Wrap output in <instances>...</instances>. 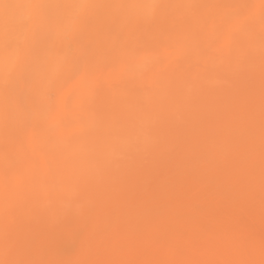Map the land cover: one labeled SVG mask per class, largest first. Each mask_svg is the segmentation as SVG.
Returning a JSON list of instances; mask_svg holds the SVG:
<instances>
[{
	"label": "bare ground",
	"instance_id": "obj_1",
	"mask_svg": "<svg viewBox=\"0 0 264 264\" xmlns=\"http://www.w3.org/2000/svg\"><path fill=\"white\" fill-rule=\"evenodd\" d=\"M46 1H50L52 3L50 4L49 2L47 3ZM44 2H46V3H44ZM150 3H158V4L165 5L166 7L161 9L155 18L143 19V17L150 15V10L146 9V8H138L135 6L136 5H142V4H150ZM5 4L12 5L13 7H10L7 9L0 7V55L3 57V58H0V64H1L0 65V77L2 74H4V72L6 73V71L3 70L2 66H6V64H8V63H15L16 62L14 69H12V68L10 69V67H12V66H6L5 70L7 69V73H6L7 76H9L8 71H9L10 75L13 76L14 79H12V81H11L12 84L15 83V84H17V87H18V83L20 81L15 82V80L17 81V80L23 79L21 74L26 71L25 70V69H27L26 67H29V69H30V66L32 68V64L35 63V64H33V66L36 65L38 68L35 71L37 72V71H40V69H41V71L44 73H46L49 70V68L51 67V70H49L47 72L48 74L46 73L48 76L46 74L42 75L41 74L42 72H39L40 73L39 75L44 76L43 78L41 77V79L43 81L41 79L39 80V78H40L39 75H38V77H39L38 78L37 74L33 70L34 68L32 69L33 72L36 74L32 78H34L36 76L38 79L36 77H35L36 80L31 79V80H34V82H31L30 84L34 83L35 85L34 84L33 85L28 84L31 87L26 86L27 88H25L28 90V88L30 87V91L29 90L26 91V93L28 95H30L29 99L30 98L32 99V97L35 99L37 96V98L35 100H37V99L38 100L37 101L34 100L36 103H38L37 106L38 105L41 106V104H42L41 102L42 101L44 102L45 100H47L48 102L46 101V103L47 104L49 103L48 109L53 110V112H54L56 109H53V108H55L57 106L56 104H58V106H57L58 109H60L59 107L61 106V102L57 103V101H58L57 99H59L58 95L62 94L59 92L64 91L63 93H65V91H66L65 87H67V89H68L67 83H68V81H70V85L72 86V83H74L76 87H74V84H73L72 88L69 86V91H66V92H69V94L66 93L67 96H66V94H64L66 96V98L65 99L60 98L59 100L60 101L63 100L62 103L64 101H66V103L65 102L63 103L64 105H67V106L71 105V107L74 106L75 108H77L76 106H78L79 103H77V102H75V104L74 103L70 104V103L73 102L74 99L77 97V96H75V95H77L76 92L78 93V91H79V93H83L85 91V88H84V90H82L83 89L82 83H84V84L86 83L87 85H91V83L93 84L96 81V79L101 75V74L99 75L98 73H96L95 69H97V67L95 68L94 65L99 66L100 62L105 64L106 61H104L103 58L105 57V59H106L109 57L108 60L111 59L114 55H112L113 53H111V55H110L109 52L114 51V53H115V51H116V53L117 52L118 53L115 54L116 55L115 57H117L118 54L119 55L123 54L122 56L124 58H122L123 60H121V61L124 63L125 67L119 69V71H121V74L119 71H118V73H119L118 74L117 70L116 71L115 70L114 71L108 70V71H111L112 73L115 72L114 74H116L117 76L116 75H113V76L115 78L117 77V79L119 78L118 79L119 81L118 80L116 81L115 79H113L114 77L113 78L111 77L112 76L111 72L108 73L107 70H105V69L102 70V74H103V71H107V75L104 74L106 76V78L105 79L103 78L104 80L102 79V82L108 83L109 81H111V79H113L114 80L113 82L116 81L115 83H117L115 85L112 83L110 85L111 89L107 88L108 90H111V91H108L106 89V94L108 93V95H107L108 100L106 99L107 103L105 102L102 105V109L105 110V111L103 110L104 115H105L106 111H107L106 114L108 117L114 116V115H122V116L127 115V113L130 110L132 111V113L135 111L137 113H138V111L141 112V113H138V115L135 114L134 116H133V114H131L130 116L128 115L130 118H128V116H127L126 120L128 118L127 121L130 124L129 125L130 128L132 130L134 129L133 131L136 132L135 136L139 134V137H140L139 140L145 142L146 147H143L141 149V146H142L141 142L139 140H138L139 141L138 142L137 140L133 139L134 142H132V143L133 144L135 143V145L132 144L133 145L132 147L135 146L133 148L134 149L133 152L129 151L130 148L122 146V151L119 150V152L116 151L114 153H116V155H117L118 153L121 152L119 155L122 154L124 157H126V155L123 154L124 153L123 150L125 149L124 150V151H126L125 154L127 152H129V153H132L131 154L132 156H133V154L135 155L134 159H131V158L128 159L131 155L128 156V158L127 157L125 158L127 160H125L124 158L121 159L122 155L117 159L116 157H114L115 154L112 153L113 152L112 151L111 154H114L113 159L117 160V161H115L116 163H114L113 159H112L113 162H111L112 161L111 160L112 155L110 154L111 158L109 160L108 159H106V160L107 161L111 160L110 161L111 163L107 162L106 160L104 162V158H102L103 164H101L102 162L101 163L99 162L101 158L96 160L95 157L97 158L98 155H94L95 151H96V154H98V152H97L98 149L93 146L94 141L93 140L90 141V140L92 139L91 136H93L94 134L97 136L100 132H102V131L104 132V130H108V127H103L104 126L103 124L98 125V123L96 122V121H98V119H96L94 117H90V118H94L95 123L93 121H90L89 118H86L87 120L84 119L83 120L84 122H82V123L81 122H79V124L75 123V126L73 125L74 129H72L73 126L71 124L70 126H72V127H69V129L71 128L70 130H72V132H75V135H73L75 137L77 136V134H80L81 136L83 135L82 137H85V136H86V138L89 137L90 139L88 138L89 141H87V142L89 143L88 145H91V146H88L86 144L87 145V147H86V145L82 143L83 142L82 138L81 139L77 138L79 144L78 143L77 144L71 143L69 141H67V142L64 141L62 144H60L59 142L55 143L57 140V137L56 138L53 137L54 139L51 137L53 139L52 140L51 138H48V135L50 133L48 134L47 132L49 130H51L52 126L54 127L56 124H59V121L64 122L63 121L64 115L62 116V118L59 116L64 114L66 109L64 108L63 111L60 109V111H62L61 114L57 113V111L60 112L58 109L55 111V113H53L52 111L50 112L48 110V113L50 112L51 114L50 113L49 114L52 117L57 116L56 119H58V117H59L60 120H57V122H54L53 120H51L52 117L50 116V118H49L48 114L46 113L47 108H45V107L47 105L45 107L41 106V107H44L46 109V111H45V114H40V113H42V112H40L41 109H37L35 102H33L34 105L32 104L30 106L34 109L33 110L34 112L36 109L38 111L37 114H35L33 112L36 115V116L35 115L34 116L36 118L38 116H40V118H42L41 120H43L44 118H46V115H47V119L45 120V122H43L44 124L40 125V126H43V128L42 127L39 128L40 130L37 129L34 131L33 125H32L33 128L31 127V125L26 127L25 120L27 118L25 120H22L24 117H26V113H24L25 112L24 109L27 107L28 110L30 109L29 110V112H30L32 110L31 107L30 106L28 107L26 105L30 101H33V100H31V99L29 100L27 98L28 96H26L27 100L25 99V97L24 98L20 97V95H22V94H20V95L18 94L16 96L13 94V96L15 98L19 96V98L25 99V101H24V100H18L16 98L18 101L17 102L16 99L12 98L13 96L11 95L12 93H14L13 88L15 85H12L10 83V81L7 79V78L11 79L10 78L11 76L7 77V76H5V74L3 76V77H7V78H5L6 82L9 81L8 83L10 85V88H9L7 86L8 85V83H7V85H5V86H7L6 89H8L9 91L13 90L11 92V94L7 90L9 92L8 95H10L12 100L13 99H15V100H13L14 102H12L13 105L10 104L12 100L7 95L6 89L4 90L6 92H3V90L0 91V92H2V97L7 98L6 100L5 99L4 100L6 102H8V103H6V106H4V100H3V102L2 101L0 102V103H2V104H0V106L2 105L0 107V114L1 113L3 114L2 115L3 117L0 116L2 119V120H0V121H2V122H0L1 123L0 126L4 127V128L1 127V129H4V131L0 130V131L4 132V133H1L2 135L3 134L4 135L2 137H0V139H1L0 141H2L3 139H6L7 142L6 143L4 142V144H5L4 146L6 147L7 145L10 144L12 147V148L10 147V150H12L13 148H15V150L11 151V153H10V150H9L10 145L7 146L8 148L6 147L7 149L4 147V149L1 150L2 152H0V158H1L0 160H2V161H0V166H2V167L4 166L5 168H7L6 165H8V162H7L8 160H6V159H5L6 161L4 160V158H6V157H2L4 155L3 152L5 150H9V152L8 151L5 152V154L10 153L9 155H7L8 157L14 156V160H16V162H17V160H19V165L17 164V167L15 168L16 170L18 169V167L21 166L22 161H23L22 165H24V166L26 164L25 162H28L29 164L30 163L32 164L33 162L36 163L35 165L33 163L34 167L36 168V165H37V168L42 171V170H44V168H43L44 165L45 166L49 165L50 167L52 165H55L56 164L54 161L55 158H57L59 161L58 157L61 154V153L59 154V152H62L63 154L64 153L65 154L70 153L68 156L66 155L67 156L66 162L68 165H70L69 166L70 168H68L70 170V172L68 170V172H69L68 176H70V177H67V175H66L67 178L66 177L65 178L66 179L70 178L71 183H75V181H78L79 178H83V176L89 175L88 177H85V178L90 177L89 180L87 181V184L89 186L92 185L93 187H95L100 183L99 186H97L96 188H100L99 190L103 191V198L104 199L102 198V200H100L101 203L99 202V203H97L96 206L94 205L92 207L93 208V217H94V218H90V224H92V225H90V228H88L89 226L87 227V225L83 226L87 229L82 228V229H85V230H83V232H80V230H78L79 232L76 231L77 234L75 233L73 236V238H74L73 243L75 244L74 247L76 246V248H75L74 253L72 254L73 257L69 256L71 259V260H69L70 264H98V263L99 264H101V263L102 264L103 263L104 264H132V263H134V264H164V260H166V259H167V262L165 261V264H169L170 262H172V264H173V262H174V264H185L188 261L187 259H189L188 262H190V260H191V263H192V260H195V262L198 263L201 261V257H199L200 253L197 251L198 257H196V255H195L196 259L197 258L200 259L199 261H198V259L196 261L194 256H191V255H194L197 253L194 250L195 246L192 247L190 242H188L189 240H187L188 238H191V237H193V241L198 240V242H199V241L205 240L204 243L212 241V238L214 237L213 238L214 241L210 242V244H215V241L219 240V241H216V244L220 245L219 248H221V246H222V249H225L226 252H225V250H223L224 253L221 255V257L215 255L217 258L215 256H213L216 252L215 253L212 252L213 254L211 257L212 258L214 257L213 259L215 261H216V259L220 260V261H216L217 264H242V262H246V261L252 262V264H261V261L264 260V251L261 250V248H259L255 244L253 245L252 243L251 244L246 243V242H253L252 239L242 240L240 238V236H241L240 230H239V232H238V230L234 231L235 234L233 233L234 236L232 235L233 237L231 236V238L221 236L222 235L221 232L225 227H227V226H225V224L227 223V220H229L226 218L227 214H225V211L223 209L224 205H222L225 202L233 204L235 206L234 208L236 209V211H238V212L245 211V212L249 213L250 215H256L258 213L257 209L262 208L264 210V208H263L264 207V72L263 73L261 72L260 76H258L256 73V70H259V69L264 70V52H262V51H264V49H262V48L255 49L257 46L253 47L254 46L253 44L249 45L251 48L250 49L249 46H247L250 43L246 42L247 44L245 43L244 46L246 49L248 48L247 50L250 49V51H252L253 49H255L253 52L250 53L255 57L252 60L248 57H246V58L243 57L244 55L242 56L241 53H239V56H242V57H240L241 61L242 60L243 61H242V66L240 68L241 71H238L239 69L237 70L233 66H232L233 68L230 66V64H229L230 62L228 61L229 56L226 57L224 54H222L221 57L227 58V60L225 58H224L225 59L224 60V59L220 58V53L213 54V51L215 53L216 50L212 51L209 48L212 55H214V57L211 55L213 58H210V59L214 60V61H212L213 63L211 62L212 64H214L213 67L215 69H217V70L219 69L221 71H219V74L209 76L208 79L204 80V83H206L208 87L206 88L207 90H203L202 92L195 91V88L196 89L201 88V87L204 88V86H206V84H204V86H203V83H202L201 87L200 86L196 87V85H198V83L197 84L194 83V80L196 81V79H194L195 78L194 76L197 75L196 78H199L202 76H199L197 74V72H196L197 70L194 67L190 68L189 66L193 60L191 58L192 56L190 55V52L193 54V56L200 54L199 55L200 59L199 60L197 59L195 61H199L198 63L201 62V65H200L202 67L201 70L204 69L203 72H206L205 70L209 65V63H208L209 60L207 59V56L210 57V55L207 51L208 48H204V47L199 48L200 44H198L197 41L200 40V42L203 43V45H205V44L207 45V43L209 41V37H210L208 35L210 34V32L212 34L211 35L212 37L210 39L212 40L215 31L219 32V30L222 29V31H220L219 33L216 32L218 36L216 35V38L214 39V41H211V42L209 41V43H208L209 45L211 43V46H212V44L214 43L213 44V46H215L214 48L217 49V48L221 47L222 52L224 51L225 48H227L225 50H228V49H232L234 47L232 45L235 44V41L231 42L234 37L233 38L230 37L231 38L230 39L229 38L230 35L226 34L225 28L222 27V28H219L218 30L217 29L215 30V28L219 27L216 23L218 21L219 17H216L218 19H214L215 16H218L217 15V12H218L217 9L220 10V8H223L224 10H227L226 11L227 16L231 15V14H229V12L231 13L233 11H237L239 13H242L244 15V17L253 18L252 20L256 22V23L254 22L256 30L259 31L258 36L261 35L259 37V39H261L262 36L264 35V34H260V33L264 32V0H31V1H29V0H0V5H5ZM32 4H43V5L49 4L50 7L52 6L49 9L53 8V10L55 12H56L55 9H57L58 7L62 8V6H63V8H64L65 6L67 7L69 5L87 4V5H92L93 7H90L88 9L84 10L83 19L80 21V23L76 27L75 31H72L73 29H71V27H72L71 24H69L67 22L68 21L67 17H69V14L67 12H68V10H70L69 7H68L69 9H67V10H65V8H64L65 16L62 15L63 13L57 15V17L59 15H61V17L63 16L64 19H63V17L62 18L58 17L59 18L58 23H57V19H55L56 22L55 23L53 22L55 24L54 25L52 22H50L51 24H48V22H46V21H48V17H49V15L46 16V13H47L46 10L47 9H44L46 11L45 12L44 10L40 11V10H36V9L26 7L27 5H32ZM177 4H178V6H175ZM248 4H250V6ZM172 5L175 6V8L177 9L176 11H175L174 7H172ZM170 7L172 8V10H170L171 9ZM177 7H179V9ZM71 9L72 10H70V11H73V13L69 11L70 13H72V14H70V16H75V15L78 16L81 14V11H82L81 9H78V8H71ZM74 9H76V10H74ZM139 9H141L142 11H140ZM53 10H51V12ZM60 10L62 12L63 9H60ZM60 10H59V12H60ZM178 10H180V11L177 12ZM42 11H44V12H42ZM173 11H174V14H173ZM55 12H52V13L55 14ZM27 13L29 15H25ZM49 13H50V11H49ZM66 13L68 15H66ZM138 13H141V14L138 15ZM35 14H36V16H35ZM40 14L42 15L43 18L40 16ZM177 14H178V16H177ZM183 14H184V16H183ZM210 14L212 17H214V18H211V20H210V21H212L214 19L212 21V22H214L212 24L213 26L211 25V22L207 23V21H209V19L211 17ZM22 15H24V17L28 16L29 18L31 16V18L29 19L27 17L28 20L26 18V21L23 20V22H22V20H21L23 17ZM174 15H175V17H174ZM185 15L186 16L188 15V17L184 18ZM179 16H180V18H179ZM36 17L38 18L37 20H36ZM45 17H46V20H45ZM65 17H66V19H65ZM49 18H51V17H49ZM172 18H175V20L174 19L172 20ZM9 19H11V20H9ZM60 19H62V20H60ZM12 20L15 21L16 25L18 23L17 20L18 21L20 20V22L18 23L19 26L17 25V27H19L18 29H20V25H22L24 23V21H25V23L26 22L29 23L28 26L25 24L24 27L26 28V26H27L26 29L23 28L26 30V32H25L26 37L24 38V36H23V39H26L25 41L33 43V44H30L29 46L27 45V47L25 48V46H26L25 43H27V42H24L21 39L22 34L19 33V35H21L19 37H21L20 39L22 41H19V39H17V37H15L17 32H15V30H14L15 24H13ZM41 20H42V22H41ZM52 21H54L53 18H52ZM118 21H119V23H118ZM186 21H188V22H186ZM60 22H62L61 23L62 25H60ZM65 23H67V24H65ZM215 23H216V25H215ZM119 24H120V26H119ZM33 25H35V27L37 26L36 29L38 28L39 25H41L44 28V29L40 28L41 26H39L38 31L42 32L40 34L36 30V32H38V33H36V35L39 34V36L42 34L43 35L45 34L47 36L50 34V33L49 34L46 33V32H50L49 28L54 27L53 29H56L58 27V29H60L61 31L58 29H56L57 31L55 30L56 32L54 30H52V31H54V34H55L54 40H56L57 43H53V42L51 43V41H53L52 40L53 39V35H52L53 32L49 35V36L52 35L51 36L52 39L50 37V40L49 39L48 40L45 39V40H47L51 43L50 44L49 42L46 41L47 42L46 45L48 43L50 46L52 44L54 46L57 45L58 47L55 46L54 48L55 49L58 48V50L59 49L60 50L59 51L58 50L53 51L54 48H52L53 47L52 46V47H50V49H53V50L49 51V49H47L44 51V49L49 47L48 45H47L48 47L45 45L46 47L44 49H42L44 54H42V55L39 54L40 56L38 58V54L33 53L34 49H32L33 47L35 48V50L37 49L35 47L37 45L35 43L37 39L32 34ZM52 25H53V27H52ZM67 25H68V27H67ZM116 25L119 26L116 29L117 31L119 30L118 32L122 31V29H120L121 25H122V28L125 30V33L124 34L122 33L123 36L120 34L121 32L118 33V32H116V30H115V33H118V35L113 33L114 27ZM46 26H48V28ZM17 27H15V29ZM22 27H23V25H22ZM64 27H66V28H64ZM212 27H213V29H212ZM69 29H70V33L68 34ZM80 30H82L83 32ZM44 31H46V32H44ZM62 31H65V32H62ZM207 31H209V32L207 33ZM223 31H224V34H226L225 40H223V38H224ZM27 32L29 34H27ZM76 32H79L81 34V36H82V33H83V36L85 33L86 34L89 33V34H87V35L85 34V37H82V39H83L82 40L80 38L81 37L80 34L76 33ZM21 33H24V32H21ZM56 33H58L60 36ZM73 34L79 35L78 37L80 38L79 39L80 42H79V40H77V36H74ZM57 35L61 38V40H60V38L59 39L55 38V37L58 38ZM31 36L33 37V39L35 41L34 40L30 41V40H32ZM49 36H48V38H49ZM73 36H74V38L76 37L75 39L78 42H75L74 39L68 40V38H71ZM138 36H140V37H138ZM43 38L41 39V41L42 40L44 41ZM167 38H168V40L172 39L171 41H174V42L172 43V45L171 44L167 45L168 44L167 43L166 48H162L163 43L166 42ZM14 39H15V41L18 40L20 42V44H21V42H23L25 44V46L22 43L23 45L21 46L22 47L21 48L20 46H18L19 44L18 45L14 44V45H12L13 48H12V46L11 47L9 46L7 49L6 43L10 42V40L13 42ZM27 39H30V40H27ZM227 39H230V40H228L229 44H227L228 42L225 43V46L227 45V47H225L223 42H226ZM72 40H74V42ZM41 41L37 40V43L42 45V43H39ZM12 42H10V43L13 44ZM19 42H16V43H19ZM126 42H130L131 44L134 42L137 43V49H138L137 51L140 52V54L138 52L139 57H140V61H139L140 64H138L139 62H134V63L130 62V60L128 58V55H129L128 49H130L131 47L128 46L129 48H127L126 50H125V48L123 49L124 45L126 46L129 44V43L126 44ZM44 43H45V41H44ZM58 43H61V44H58ZM83 43H84V45L86 44V47L90 44L89 45L90 48L84 49V46L82 45ZM222 43H223V45H222ZM117 44H118V47H117ZM194 44H197L199 46H196ZM32 45H34V46L31 47ZM7 46H8V44H7ZM96 46H98V47H96ZM169 46H171V48H169L170 51H168V53H167V50H169L167 47H169ZM18 47H20L21 50H18V52L16 53V50L18 49ZM28 47L30 48V50ZM59 47H61L62 49L65 50L64 55L65 56L67 55V57H68L67 59H65L66 57L64 58L62 56L63 55V53L61 52L62 49ZM222 47H223V49H222ZM4 48H6V49H4ZM38 48H39V46H38ZM80 48H82L80 51L82 53L78 52L80 50ZM92 49H94V51ZM163 49H165L166 51ZM85 50H87V52H91V50H92V53H90V54L85 53ZM96 50L98 53H96ZM99 50L105 51V53H107V54H105L104 52L103 53L99 52ZM204 50H206V51H204ZM23 51H25L26 54ZM38 51H39V49H38ZM66 51L68 54L66 53ZM125 51H126V53L127 52L128 53L126 54ZM150 51H151V53H150ZM160 51H161V53L166 52L167 55H169V52L171 54L172 53L175 54V55L173 54V60L168 59L171 63L169 61H166L167 63L164 62L165 59L168 58V56L167 57L164 56V54H161ZM83 52L85 53L83 59L84 58H86V60L92 59L94 61L97 59L95 64H93V66L91 65L92 63H90V65L92 67L91 66H89V67H91V68H88L85 65H89L88 63L91 62L92 60H87L88 62L86 61L87 63L85 64V62H83V59L80 58V55H83ZM153 52L155 54H152ZM202 52H203V55H202ZM206 53L208 55H206ZM3 54H4V56H6V55L7 56L4 57ZM15 54H17V55H15ZM29 54H30L31 58H32V56L34 57L33 54H35V56L38 60L34 58L36 62H32V60L34 61V59L32 58L31 61H29V59H30ZM45 54H47V55H45ZM88 54H89L90 58H87ZM95 54H98V55L100 54L99 56L103 55V57L102 56L99 57V59H100V62H98L99 65H97L98 64L97 63V61H98L97 56L98 55H95ZM8 55H9V57H8ZM21 55H23L22 57L24 58V60L26 58V60H25L26 64H23L24 60H22L23 58L21 57ZM27 55L29 58L24 57ZM154 55H156V56L161 55V56L152 59ZM43 56L46 58L48 57L49 59L54 56L53 58H56L57 61L52 58V60L50 59V61H52V62H50V61H48L49 60L48 58L46 59ZM75 56L76 57L78 56L79 59H78V57L76 59ZM18 57L19 58L21 57V60H20L21 62L18 61ZM69 57L71 60L75 59V62L77 61L78 63L71 64V63H73V60L69 61L68 60ZM164 57H166V58L164 59ZM62 58H64L65 60ZM169 58H171V57H169ZM215 58H217V59H215ZM243 58H245V59H243ZM125 59H127V60H125ZM150 59H152L153 61L152 60L150 61ZM1 60H3V62ZM45 60H46L47 65L50 64L51 66L49 65V68H48V66L46 67V63H45L44 64L45 68L43 67L44 68V70H43V68H42L43 64L41 62L44 63ZM216 60H218V62ZM22 61H23V63H22ZM132 61H134V60H132ZM154 61L155 62L159 61L158 63L160 64V66H162V65L164 66L165 64H166L165 66H168V67L171 66V68H172V69H170L171 72H172V70H173V72H176L177 70H181L182 76H179L181 79L178 77V79L180 81H178V79L175 77L176 74L175 73L173 74V72L172 73L169 72L168 73L169 76H168V75H166V71H165L164 74L166 77L164 75H161V74H163L164 70L167 69L168 67L162 66L159 68V64L157 63V65H156V63ZM215 61H216V63H214ZM4 62L6 64H4ZM57 62H60V63H57ZM66 62H68V63L63 66V64H65ZM81 62H82L83 68L81 67V65L76 66L78 64H81ZM51 63H53L54 65H52ZM28 64H31V65L29 66ZM83 64H85L84 66L88 69H85ZM149 64L151 66L153 65V67H151ZM206 64H207V66H206ZM74 65L76 66V69H78V70H79V67H81V71H82L81 74L83 76L84 75L88 76V78L86 76H85L86 78L83 77V78H85L84 80H83V78L82 79L79 78V76H77V75L78 74L81 75V74H80V71H78V70L77 71L79 73L78 74L76 73L77 77L76 76L74 77L73 76L74 70L72 71V68L75 69ZM68 66H71V69L68 68ZM62 67H63V69H62ZM150 67H151V70L155 71L154 74L152 73L153 71L150 72V70H149ZM46 68H48L47 71L45 70ZM156 68H157V70H155ZM162 68H163V70H162ZM90 69H91V71H90ZM92 69H94V70H92ZM193 69H195L196 71L195 70L192 71ZM64 70L69 71L70 72V73L68 72L69 75L73 74L72 76L71 75L69 76L67 71H65L67 73L66 75H68L67 77L73 78V80H71V79L66 80L68 78L66 77ZM85 70H87V71L89 70L88 71L89 74H83L85 72L87 73V71H85ZM100 70H101V67L99 66V69H98L99 73H101ZM160 70H162V73ZM60 71H62V72H60ZM158 71H159V74H158ZM49 72H50V74H49ZM58 72H60L61 74L64 73V75H61ZM90 72H91V74H92V72L97 74V75H92V76H94L93 82H90L91 81L90 79H92L90 76ZM147 72H148V74L146 75ZM149 72L152 74V76ZM55 74H56V77L54 76ZM59 74L61 76H60V78L59 77L57 78V75H59ZM122 74H123V79L120 78L122 76ZM155 74L158 75L157 78H156ZM64 76L66 77V79ZM89 76H90V78H89ZM3 77H1V78H3ZM28 77H29V75H28ZM28 77H26V79ZM62 77H63L62 81H64V82L61 83V82H59V80H61ZM107 77H108V79H107ZM110 77H111V79H110ZM55 78H57L59 80L55 81L56 80ZM76 78H79L82 81H80L79 79L76 80ZM5 79L3 78L2 82L0 80V82H1L0 88H2V89L4 87L3 84L5 82ZM29 79H30V77H29ZM49 79H52L53 81L49 80ZM120 79L123 80L122 83L120 82L121 81ZM31 80H29V81H31ZM37 80H38V82H37ZM65 80H66V85H65ZM191 80H193L192 82L195 85L191 82ZM54 81H55L57 87H56ZM75 81H76V83H75ZM23 82L24 81L20 82V84H19L21 87L19 86V88H18L19 92L18 93H22L23 91L20 92V88H22L25 84H27V83H25L22 86ZM46 82L48 83L47 85H46ZM77 82L80 84H78ZM118 82L121 83L120 85H122L121 86L122 88L119 87L120 85H118ZM196 82H198V80ZM201 82H203V80ZM62 84H64V85H62ZM77 84L82 88H80ZM61 85L64 87L62 88ZM1 86H3V87H1ZM11 86H13V87L11 88ZM32 86H33V88H32ZM40 86L42 88L44 86V88L42 89ZM58 86H60L61 88H58ZM112 86H116V87L118 86V87L116 89H112V88H115ZM34 87H36V88L34 89ZM48 87H49V90H48ZM77 88H80V90H77ZM55 89H57L58 91L57 90L55 91ZM61 89H62V91H61ZM43 90H44V92H43ZM47 90H48V92H47ZM37 92L39 94H37ZM26 93L25 94L23 93V94L27 95ZM47 93H49V94L47 95ZM74 93H75V95H73ZM51 94L53 96L55 95V97H57V98H55L57 101L55 99H53V96ZM56 94H58V95H56ZM40 95L45 96V98L47 96L48 97L46 99L42 97V99H44V100H41ZM64 95L62 94L61 97L63 96V98H64ZM85 96L87 98L89 96L88 93L86 95H84L83 97L85 98ZM83 97L82 98L80 97L81 101H83ZM48 98H50V99H48ZM80 98H79V100H80ZM9 99H10V101H9ZM39 100L41 102H38ZM71 100H73V101H71ZM19 101L20 102L24 101L25 103L26 102H28V103L27 104L24 103L23 108H22V105L17 104V103H19ZM81 101H79V102H81ZM30 103H32V102H30ZM80 106L81 105H79V107ZM41 107H38V108H41ZM141 107H143V109ZM144 107H145V109H144ZM7 108H8V110H7ZM9 108H11V109H9ZM17 108H19V109H17ZM20 108L23 109V111H21ZM27 108H26V110H27ZM139 108H141L142 111ZM4 110L6 111V113L8 112V114H9V111H11L10 113L12 115L14 114V111H15V113L17 115H13L14 117L18 116V114L20 115L19 118L24 116V117L18 119L19 122L22 120V122H20V123H22V125L21 124H19V125L23 126L24 125L23 123H25V125H24L25 129L29 130L28 127L32 128L30 130L31 132L33 131L32 136H35L37 138V140H38V137H42V135L43 136L45 135L48 139H50L47 141V138L44 137L45 140L47 141V143L44 142L45 140L43 138L42 139V141L44 142V143L42 142L43 144L39 140L40 145H39V141H38L37 147L34 146V148H36L35 151H38L40 155H37V152H35L33 150L32 157H35L34 155H37L36 159L38 160V156H41L42 160L39 157L40 163H38L39 160L37 162V160L33 159L32 157L30 158V160L32 161V159H33L35 161L31 162L30 160H28L30 156H28L29 154H27V152L29 151V150H27V147H26L27 142H22V143H24V146H25L24 148L27 151L22 147L23 145L19 146V144L21 143V141L23 139H24V141H25V139H27L26 141H28V139L31 137L30 136L31 132H30L29 136L27 135L29 133L28 131H26V132H28V133H26L27 136H25V134L21 133V135L22 136L24 135L25 138L23 137L22 139H20L21 135L19 136V138L17 137V139L21 140L20 143H18L17 142L18 140L14 139V138L11 139V137H10L11 133L13 134L14 133L13 130H16V127L17 126L19 127V125L15 126V124L17 123V119H16L17 117L12 118L13 120L16 121L15 123H12L13 124L12 126L9 127L8 125H6L5 123H7V122H5V120L9 121L8 123H10V120L12 122V119L10 117L11 115H8V114L4 115V113H5ZM42 111H43V109H42ZM72 111H74V110H72ZM20 112H21V114H20ZM29 112L27 111V113H29ZM22 113L24 115H22ZM30 113L33 114L32 112H30ZM52 113H53V115H52ZM139 115H142L141 118H139L140 117ZM5 116H7L6 117L7 119L5 118ZM34 116L31 115L32 119L35 120V122H36V120L38 118L35 119ZM134 118H136V119H134ZM48 119L52 121L50 123L51 125H49L50 121ZM140 119H142V120H140ZM41 120H40V123H41ZM37 121H39V120H37ZM132 121L135 123L134 126H133ZM30 122H31V119L29 121V124H31ZM47 122H48V124H46ZM90 122H92V123H90ZM137 122H138V124H137ZM140 122H141V124H143L142 127L143 126H146V127L149 126L150 127L149 124H152L154 127H156V130L151 135L144 134V133H146V131L141 127ZM3 123L6 126H8V128H10V129H7L5 126H3L4 125ZM45 124H46V126L49 125L48 127H46L49 130L44 128ZM91 124H93V125H91ZM76 125H79L80 127L84 126V127H86V129H84L82 127L84 129L83 130L82 128H80L79 126H76ZM135 125H137L136 129H135V127H136ZM139 125H140V128H139ZM56 126H55V128H56ZM92 126L95 128V130H94V128L92 129ZM153 126H151V127H153ZM77 127L80 130L77 129ZM64 128L66 130L67 125ZM96 128H98V130ZM99 128H100V130H99ZM5 129L10 130V132L6 131ZM18 129H20V127ZM23 129L24 128L22 127L21 130L23 131ZM52 129H54V128H52ZM87 129H89L91 131L93 130V131L92 132L90 131V133H89L87 131ZM21 130H19L17 132L20 133ZM40 131H42L40 133L41 135L39 134ZM45 131H47V132H45ZM141 131H143V132H141ZM5 134L8 135L9 137H6ZM36 134L38 136H36ZM53 134L54 133H52V136H53ZM86 134H88V135H86ZM101 135H103V134H101ZM133 135H134V133H133ZM150 136L153 137L152 140H151ZM3 137H5V138H3ZM109 137L111 138V136H109ZM8 138H10V139H8ZM32 138L35 139V141H37L36 138H34V137H32ZM39 139H41V138H39ZM79 139L81 140V142L79 141ZM10 140H11V142H10ZM14 140H15V144L17 142L16 145H18L20 148L22 147L21 149L24 152L22 154L20 152V155L17 156L18 158L16 157V155L19 154V153H17V151H18L17 148H19V147L18 146H16V147L12 146V145H15V144H13ZM51 140L53 141V143ZM112 141L109 142L108 144H111ZM68 142H69V144H68ZM84 143H86V142H84ZM45 144H48V145H45ZM50 144H52V145H50ZM58 144H60V146ZM80 144L82 146L83 145H85V146L80 148V146H81ZM35 145H36V143H35ZM42 145H44V146H42ZM57 145L61 149L56 148ZM62 145H64V146L69 145V146L63 147ZM147 145H149V146L147 147ZM151 145L155 146V149H153ZM1 146H3V145H1ZM139 146H140V150H139ZM40 147H42V148H40ZM71 147H72V149H71ZM123 147H124V149H123ZM65 148H67V150H69V151L67 152ZM85 148L87 149V151H85L87 153H86V155L84 154V156L80 158L78 155ZM136 148H138V149H136ZM146 148H147V151H149L148 149H151V150L149 151V153L147 152V154H143L142 151H145ZM126 149H128V151ZM24 150L26 151V154L28 157L26 156ZM40 150L43 153L45 150H47V151H45L46 157L42 154V152ZM55 150H59V151L57 152ZM53 151L56 154H58L57 155L58 157H55L56 156L55 153H53L54 155L51 153ZM75 151L77 152V154ZM140 151L142 152L141 154L139 153ZM91 152H93V153L91 154ZM50 153L53 156L50 155ZM1 154H2V156H1ZM23 154H25V155H23ZM88 154H91V156ZM21 155L25 156L24 159H23V156L21 157ZM49 155L51 157H54L52 159L54 161L53 163H55V164L50 165L52 163V160H50ZM76 155H77V158H76ZM70 156H72V157H70ZM88 156H90L91 158L94 156V158H92V161L89 160L90 158H88ZM43 158H44V160H45V158L46 159L49 158L51 163L49 164L48 163L49 161H47L45 163ZM106 158H108V157H106ZM20 159H23V160L21 161ZM76 159H77V161H76ZM80 159H81V161H80ZM94 159L97 162H95V161L93 162ZM119 159H121L122 164H123V160L125 162L128 161L127 163L131 162L130 164H126L124 162V166L126 167V170H127L126 173L128 174L127 177H129V176L131 177V175H134V173H135V175L136 174H138V175H136V178H134V180H131V182L134 181V182H132V185H130L131 188L133 186L132 191H131V188L126 187V190L130 189V191L129 190L126 191L124 189L125 192L122 193V194H124L126 192H128V193L132 192V195L130 196V193L125 194V195H127V196L129 195V196H128V198L126 197L123 200H122V198H124L125 195H122L121 196L122 201L119 198L120 203H117L118 199H115V200H117V202H113L114 199H113V197L111 199V196L109 195V193H110L109 191H117V189L119 188V186H117L118 181L113 180V179H115L113 177H112L113 179L109 178V180H110L109 181L108 180V177H109L108 174L109 173L108 174L105 173L106 170H105V172L104 171L101 172V171L103 170V168L107 169V168H105L106 166H104L105 164L107 165V167L109 166V164H111V166L115 165L116 166L115 170H117V171H115V173L116 172L118 173V171L121 170V167H122V169H125L124 166H121ZM84 160H85V162H84ZM12 161H13V159H12ZM1 162H3V163H1ZM6 162H7V164H6ZM20 162H21V164H20ZM75 162H77L78 164ZM164 162L165 163L168 162L170 165L168 164V166H167ZM10 163H11V161H10ZM12 163H14V162H12ZM42 163H44V164H42ZM74 163L76 164V166L73 165ZM86 163H87V165H86ZM93 163L99 164V165L103 166V168L101 167V169L99 170L97 168H100V166L93 164ZM29 164L25 167L24 166H21V167L23 169L28 168ZM41 164H42V166H41ZM118 164H119V166H118ZM33 165H32V167H33ZM72 165L74 166L73 170H72ZM92 165H93V167H92ZM144 165H147V167H143ZM40 166L42 169H40ZM49 166H47L45 168H48ZM89 167H90L91 172H89L90 171L89 170L88 173H86L87 172L86 170H88L87 168H89ZM117 167L120 170H118ZM79 168H80V170H79ZM91 168H93V169H91ZM112 168H114V166H112L111 169ZM111 169H110V171L114 170V169H112V170ZM1 170H4V169H1ZM4 171H2V173H4ZM73 171H74V173H73ZM107 171H108V169H107ZM9 172H11V171H9ZM17 172H13V173L11 172L9 174H13L11 176H12V178H15V175ZM78 172H80L79 174H82L83 176L80 175V177H79ZM84 173H86V175ZM123 173H125V172H122L121 176ZM106 174H107V176H105ZM0 175H2V174L0 173ZM98 175H99V177H98ZM8 176H9V178H7V179L9 181L12 180L11 176L10 175H8ZM61 176H65V175L63 174ZM3 177H5V176H3ZM75 177L78 179H76ZM103 177L105 179L107 177V179L104 180ZM114 177H116V176H114ZM65 178L61 179L60 181L65 180ZM122 178H123V176H122ZM96 180H97V182H96ZM101 180L103 182H98ZM4 181H2V182H4ZM129 181L130 180H128V183L130 184ZM65 182L66 181H64V183ZM119 182H121L120 179H119ZM64 183H62L63 187H64ZM7 185H9V183L4 184V187ZM12 185H15L14 188L12 189L11 187L7 186L6 189L8 187L11 188L10 190H7V191H12V190L14 191L15 188H16L15 190H17V191L19 190L17 188L18 185H16L15 183H12ZM119 185H120V183H119ZM60 186L61 185H59L58 187L60 188ZM116 187H118V188L116 189ZM121 187H120V191L122 189ZM123 187H125V186H123ZM59 188H58V191H61L62 187L60 188V190H59ZM136 189H140L139 191H141L142 193L137 192L138 190H136ZM38 191H41V189L40 190L38 189ZM107 192H108V194H107ZM135 192H137V193H135ZM179 192H180V194H179ZM173 196H175V197H173ZM107 197H109V198L106 201L105 199ZM110 199L112 202H110ZM45 200L46 199H44V201L42 200V203L40 205H42L43 203H45L47 205L48 202H45ZM140 203H141V205H140ZM45 204H43V206L39 207V209L41 210V208L44 207ZM220 207H221V209H220ZM244 207L247 209H245ZM243 209H245V210H243ZM253 209H254V211H253ZM50 210H51V207H50ZM23 211L24 210L22 209L20 211V213ZM24 213H25V211H24ZM18 215L20 217L19 213H18ZM256 216H258V215H256ZM223 217L226 219L224 220ZM5 218L3 216L1 218L2 219L1 221L4 222V221L8 220L7 218L5 220ZM91 219H93L92 220L93 223H91ZM20 221L22 222L23 220L20 219ZM87 221H89V220H87ZM223 222H224V224H223ZM56 224H58V222ZM62 224H64V223H62ZM20 225L21 224H19V226ZM47 225L48 224H46V227H47ZM43 226H44V224H43ZM210 227H211V229H210ZM42 228H44V227H42ZM201 228H202V230H201ZM82 229H81V231H82ZM142 229L145 231H143ZM177 229L178 230L181 229V233H182L180 236L181 239L180 238L177 239L178 234H174V230H177ZM40 231H42V229ZM204 231H205V233H204ZM135 232L137 234H135ZM5 234H6V236H8L7 233H5ZM148 234H151V235L153 234L152 235L153 237L148 235ZM191 234H193V235H191ZM203 234L206 237H203L204 239L201 238L202 239L201 240L200 237L203 236ZM216 234H221V235L217 236ZM156 235H158V236H156ZM167 235H169V236H167ZM164 237H165V239H163ZM198 237H199V239H198ZM217 237L220 239H218ZM221 237H223V239ZM168 238H169V240H166ZM224 238H226V239H224ZM228 238H230V239H228ZM173 240H175V241H173ZM208 240H210V241H208ZM150 241H151V243H150ZM182 243H183V245L186 244L184 246V248L185 247L187 248V243H188V245H189L188 251L184 248H183V250L186 252L192 251L190 256L193 259H191V257L189 255L188 256L190 258H187L188 256H186L185 254L184 255L186 256L187 259L185 258V256L183 257V253H185V252L181 251V249H180L181 247H183ZM51 244H52V242H51ZM210 244H208V245H210ZM256 244H258V242ZM154 245H156V246H154ZM190 245L196 253H193L194 251L192 249H191V251H189ZM145 246H146V248H145ZM178 246L180 248L176 249ZM215 246L217 248H215ZM215 246H214V248L218 252L219 251L218 246L217 245H215ZM261 246L263 247V245H261ZM151 247H152V249H151ZM199 247H201V250H204L206 246H203L204 249L202 248V246H199ZM196 248H198V246ZM0 249H2V248H0ZM208 249H210V248H207V250ZM147 250L148 251L151 250L150 251L151 253L147 252ZM155 250H157L158 253L155 252ZM160 250L162 252H159ZM176 250L178 252H175ZM179 250H180V253L183 252L181 257H179V255H180ZM197 250L200 251L199 248ZM207 250H204L205 251L204 255L206 257H209L208 253L210 254L211 252H210V250H208V251ZM0 251L4 252V249L0 250ZM144 251L146 252V256H144V254H145ZM204 251H203V253H204ZM221 251L222 250L220 249V252ZM200 252H202V251H200ZM206 252H208L207 253L208 256L206 255ZM161 253H162V255H160ZM177 253H179V255H177ZM158 255H160V256H158ZM201 255L203 256L202 253L200 254V256ZM217 255H220V254H217ZM1 256H3V253H1ZM1 256H0V258H2ZM205 256H203L204 259L206 258ZM176 258H177V260H176ZM213 259H211V260H213ZM207 260H208V258H207ZM207 260L205 259V261H206V262H204L205 264L210 263V261H211L210 259H209L210 260L209 262ZM126 261L127 262L129 261V262L127 263ZM188 262H187V264H189ZM213 262L211 261L212 264L216 263V262L215 263H213ZM201 263L204 264L203 262H201ZM0 264H2V263L0 262ZM192 264H194V263H192Z\"/></svg>",
	"mask_w": 264,
	"mask_h": 264
},
{
	"label": "rangeland",
	"instance_id": "obj_2",
	"mask_svg": "<svg viewBox=\"0 0 264 264\" xmlns=\"http://www.w3.org/2000/svg\"><path fill=\"white\" fill-rule=\"evenodd\" d=\"M29 1H31V0H29ZM47 3L49 2L50 4L52 3V2H50V1H46ZM46 2H44V3H46ZM252 3V2H251ZM174 4V3H173ZM46 5H49V4H46ZM249 6H250V4H248ZM175 6H178V4L177 5H175ZM175 6L174 5H172V7H174V9H175V11L177 10L176 8H175ZM52 7V6H51ZM51 7H48V8H46L47 10V13H46V16H48L49 15V17H51V18H49L48 17V21H46V22H48V24H51L50 22H56L55 21V19H57V23H58V17H60V18H62L61 17V15H59L58 17H57V15L58 14H61V13H63L62 15H64L65 16V14H64V12H65V10H67V9H69L68 7H64L65 8V10H64V8H63V6H62V8H60V7H58L57 9H55L56 10V12L53 10V8L52 9H49V8H51ZM247 7V6H246ZM171 8V7H170ZM169 8V9H170ZM178 9H179V7H177ZM60 9H63L62 10V12H61V10ZM168 9V8H167ZM173 9V10H174ZM44 10V9H43ZM51 10H53L52 12H55V14L54 13H52L51 12ZM58 10V11H57ZM59 10H60V12H59ZM70 10H72L71 8H70ZM70 10H68V14H69V17H70V14H72L73 13V11H70ZM74 10H76V9H74ZM140 11H142L141 9H139ZM170 10H172V8L170 9ZM41 11V10H40ZM45 11V10H44ZM44 11H42V12H44ZM45 11V12H46ZM49 11H50V13H49ZM72 12V13H70V12ZM137 11V10H136ZM139 11V12H140ZM180 10H178L177 12H179ZM185 11V10H184ZM216 11V10H215ZM217 15L218 16H215V18L214 17H212L211 16V14H210V19H209V21H207V23L208 22H211V25L214 23V22H212L214 19H218V18H216V17H219V19H218V21L216 22L217 23V25L219 26L218 28H215V30L217 29H219V28H225V32H226V34H228V35H230L229 36V38L230 37H234L233 38V40L231 41V42H233V41H235V44L234 45H232V46H234L232 49H228V50H225V49H227V48H225V47H227V45L225 46V43H227V44H229V41L228 40H230V39H227L226 40V42H223L224 43V51L222 52V50H221V45L219 46L220 48H214L215 46H213V44H212V46H211V43H210V45L208 44L209 43V41L211 42V41H214V39L216 38V35H217V33L216 32H218V31H215V33H214V35H213V38H212V40L210 39L212 36V34H211V32H210V34L208 35V36H210L209 37V41H208V43H207V45L205 44V45H203V43H201L200 42V40L199 41H197L198 42V44H200V47L199 48H202V47H204V48H208V53H209V55H210V57H208L207 56V59L209 60L208 61V63H209V65H208V67L206 68V72H203V70H201V62L200 63H198L199 61H195V60H199L200 58V54L199 55H196V56H193V54L190 52V55L192 56H190L193 60H192V62H191V64H190V68L191 67H194L195 69H193L192 71H196L197 72V74L199 75V76H202V77H199V78H196V76H194L195 78L194 79H196V81L198 80V82H196L195 80H194V83L195 84H197L198 83V85H196V87L197 86H200L201 87V85H202V83H203V86H204V84H206V83H204V80L205 79H208V77L209 76H212V75H217V74H219V71H221V70H217V69H215L214 67H213V65L214 64H212L213 62L212 61H214V60H212V59H210V58H213L214 57V55H212V53L210 52V50H216V52L214 53V51H213V54H217V53H220V58H222V59H226L227 60V58L226 57H228V61L230 62L229 64H230V66L232 67H234L235 69H239L238 71H241L240 70V68H241V66H242V61H241V58L240 57H242L243 55V57H248V58H250V59H252L253 60V58L255 57V56H253L252 54H250L251 52H253L255 49H257V48H262V49H264V35L262 36V38L261 39H259V37L261 36H258V32L259 31H257L256 30V27H255V21H253L252 19L253 18H250V17H244V15L242 14V13H239V12H237V11H233V12H229V14H231V15H229V16H227V13H226V11L227 10H224L223 8H220V10H218L217 9ZM59 12V13H58ZM182 12V11H181ZM29 13V12H28ZM25 14V15H29V14ZM33 13V12H32ZM35 13V12H34ZM39 13V12H38ZM52 13V14H51ZM57 13V14H56ZM66 13V15H68ZM78 13V12H77ZM137 13V12H136ZM216 13V12H215ZM141 13H138V15H140ZM173 14H174V11H173ZM185 14V13H184ZM184 14H183V16H184ZM241 14V15H240ZM52 15V16H51ZM54 15V16H53ZM56 15V16H55ZM23 17H24V15H22ZM33 16V15H32ZM35 16H36V14H35ZM34 16V17H35ZM40 16L42 17V15L40 14ZM75 16H77V15H75ZM177 16H178V14H177ZM22 17V22H23V20H25L26 21V18L28 17V16H25L24 18ZM57 17V18H56ZM174 17H175V15H174ZM188 17V15L186 16L185 15V17L184 18H187ZM29 18V17H28ZM28 18H27V20H28ZM30 18H31V16H30ZM29 18V19H30ZM43 18V17H42ZM52 18L54 19V21H52ZM68 18V17H67ZM179 18H180V16H179ZM183 18V17H182ZM211 18H214L212 21H210L211 20ZM38 18L36 17V20H37ZM41 19V18H40ZM63 19H64V17H63ZM65 19H66V17H65ZM175 20V18H172V20ZM177 19V18H176ZM9 20H11V19H9ZM43 20V19H42ZM42 20H41V22H42ZM45 20H46V17H45ZM50 20V21H49ZM60 20H62V19H60ZM171 20V21H172ZM13 21V20H12ZM25 21H24V23L22 24L23 25V27H22V25H20V29H18L19 27H17V25H18V23L20 22V20L18 21L17 20V25L15 24V21H13V24H15L14 26L15 27H17L16 29H15V27H14V30H15V32H17L16 33V36L15 37H17V39H19V41H24V42H27V41H25L26 39H23V36H24V38L26 37V28H27V26L29 25V23L28 22H26L25 23ZM40 21V20H39ZM44 21V20H43ZM64 21V20H63ZM67 21V20H66ZM37 22V21H36ZM68 22V21H67ZM186 22H188V21H186ZM255 22V23H254ZM28 23V24H27ZM35 23V22H34ZM40 23V22H39ZM38 23V24H39ZM53 23V24H54ZM62 22H60V25H62L61 24ZM118 23H119V21H118ZM216 23H215V25H216ZM25 24L27 25L26 26V28L24 27L25 26ZM37 24V25H38ZM47 24V25H48ZM65 24H67V23H65ZM210 24V23H209ZM208 24V25H209ZM32 25V24H31ZM36 25V24H35ZM35 25H33V32H32V34H33V36L38 40V41H41V39L43 38L44 39V41H45V43H44V41L42 40L41 42H39V43H42V45L41 44H38L37 43V40H36V50H35V48L33 47L34 45H32L31 47H33L32 49H34V52L33 53H35V54H38V58H39V54H44V52L42 51V49H44L47 45L49 46H47L48 48H46V49H44V51L45 50H47V49H49V51L50 50H53V49H50V47H52V48H54L55 46H57V45H49V41H47L48 39L50 40V37L53 35V39H52V37H51V39L53 40V41H51V43L53 42V43H57L56 42V40H54V31L56 30V29H58V27L56 28V29H53L54 27H53V25H52V27L53 28H49L50 29V32H46V31H44V32H46V33H52V35L51 36H49V35H40L39 36V34L40 33H42V32H39L38 31V29H39V26H41V25H39L38 26V28L36 29V27H35ZM46 25V24H45ZM44 25V26H45ZM55 25V24H54ZM64 25V24H63ZM19 26V25H18ZM72 26V25H71ZM119 26H120V24H119ZM118 25H116L115 27H114V32L113 33H115V30L117 29V27H119ZM213 26V25H212ZM47 28H48V26H46ZM67 27H68V25H67ZM23 28H25V29H23ZM40 28H43L42 26L40 27ZM64 28H66V27H64ZM23 29V30H22ZM30 29V28H29ZM44 29V28H43ZM68 29V28H67ZM71 29H72V27H71ZM119 29V28H118ZM120 29H122V31H120V32H118L117 30H116V32H118V33H120L122 36H123V34L125 33V30L122 28V25H121V28ZM212 29H213V27H212ZM21 30V31H20ZM36 30L39 32V34L38 35H36V33H38V32H36ZM41 30V29H40ZM46 30V29H45ZM52 30H54V31H52ZM58 30H60V29H58ZM65 30V29H64ZM224 30V29H223ZM42 31V30H41ZM48 31V30H47ZM57 31V30H56ZM55 31V32H56ZM61 31V30H60ZM66 31V30H65ZM65 31H62V32H65ZM73 31V30H72ZM80 31H82V30H80ZM211 31V30H210ZM214 31V30H213ZM220 31H222V29L221 30H219V32ZM21 32H24V33H21ZM59 32V31H58ZM83 32V31H82ZM209 31H207V33H208ZM218 32V33H219ZM19 33L20 34H22V36L21 35H19ZM70 33V29L68 30V34ZM76 33H79V32H76ZM118 33H115L116 35H118ZM123 33V34H122ZM27 34H29L28 32H27ZM56 34H58V33H56ZM66 34V33H65ZM80 34V33H79ZM86 34V33H85ZM85 34H84V36H83V33H82V36H81V34H80V38L82 39V37H85ZM87 34H89V33H87ZM86 34V35H87ZM112 34V33H111ZM223 34H224V31H223ZM226 34H224V38H223V40H225V35ZM260 34H264V32H262V33H260ZM59 35V34H58ZM57 35V36H58ZM67 35V34H66ZM74 35V34H73ZM115 35V36H116ZM19 36H21V37H19ZM28 36V35H27ZM48 36H49V38H48ZM60 36V35H59ZM58 36V38L57 37H55L56 39H59L60 37ZM62 36V35H61ZM64 36V35H63ZM74 36H77V40H79L80 38L78 37L79 35L78 34H75ZM74 36L73 37H71V38H68V40H71V39H74L75 40V42H78V41H76V37L74 38ZM120 36V35H119ZM121 36V37H122ZM207 36V37H208ZM218 36V35H217ZM14 37V38H15ZM118 37V36H117ZM138 37H140V36H138ZM228 37V36H227ZM226 37V38H227ZM22 40H21V39ZM30 38V37H29ZM169 38V37H168ZM168 38H167V40H166V42L165 43H163V46H162V48H166V44L167 45H169V44H171L172 45V43L174 42V41H171V40H168ZM221 38V37H220ZM31 39L32 40H30V39H27V40H30V41H33L34 39H33V37L31 36ZM45 39H47V40H45ZM120 39V38H119ZM60 40H61V38H60ZM59 40V41H60ZM67 40V41H68ZM74 40H72L73 42H74ZM83 40V39H82ZM133 40V39H132ZM217 40V39H216ZM222 40V39H221ZM14 41H15V39H14ZM12 42L11 40H10V42H12L13 44H11L10 42H7L6 43V47H7V49H8V47L10 46H12V45H14V44H19L18 46H22L24 43L23 42H21V44H20V42L18 41V40H16L15 42ZM35 41V40H34ZM49 42L47 45H46V43L47 42ZM55 41V42H54ZM58 41V42H59ZM71 41V42H72ZM170 41V42H169ZM219 41V40H218ZM16 42H19V43H16ZM79 42H80V40H79ZM246 42H248V43H250V44H248L247 46H249V45H251V44H253L254 46L253 47H256L255 49H253L252 51H250V46H249V50H247L246 48H245V46H244V44L246 43ZM23 43V44H22ZM50 43V44H51ZM86 43V42H85ZM90 43V42H89ZM120 43V42H119ZM127 43H129L128 45H124V47H123V49L125 48V50L127 49V48H129L128 46H130L131 48L130 49H128L127 51L129 52H127L129 55H128V58H129V60H130V62L132 63H134V62H139L140 61V57H139V54H140V52L139 51H137L138 49H137V43L136 42H134V43H130V42H126V44ZM223 43H222V45H223ZM7 44H8V46H7ZM25 44H26V46H25ZM24 44V46H25V48L27 47V45L29 46L30 44H33V43H30V42H27V43H25ZM58 44H61V43H58ZM125 44V43H124ZM220 44V43H219ZM247 44V43H246ZM46 45V46H45ZM83 46H84V49H88V48H90V44L86 47V44L84 45V43L82 44ZM194 45H196V46H199V45H197V44H194ZM244 47H243V46ZM23 46V47H24ZM38 46H39V48H38ZM41 46V47H40ZM4 47V46H3ZM20 47H18V49L16 50V53L18 52V50H21L20 49ZM58 47V46H57ZM96 47H98V46H96ZM117 47H118V44H117ZM12 48H13V46H12ZM16 48V47H15ZM22 48V47H21ZM29 48V47H28ZM59 48H61V47H59ZM83 48V47H82ZM82 48H80V50L78 51L79 53H82V52H80L81 51V49ZM168 49L169 48H171V46H169V47H167ZM175 48V47H174ZM203 48V49H204ZM209 48H210V50H209ZM2 49V48H1ZM4 49H6V48H4ZM10 49V48H9ZM38 49H39V51H38ZM62 49V48H61ZM101 49V48H100ZM148 49V48H147ZM177 49V48H176ZM175 49V50H176ZM222 49H223V47H222ZM11 50V49H10ZM29 50H30V48H29ZM55 50H58V48L57 49H55L54 48V50L53 51H55ZM60 50V49H59ZM58 50V51H59ZM93 51H94V49H92ZM92 50H91V52H87V50H85V53H92ZM98 50V49H97ZM97 50H96V53H98L97 52ZM103 50V49H102ZM163 50H165V49H163ZM172 50V49H171ZM5 51V50H4ZM13 51V50H12ZM15 51V50H14ZM27 51V50H26ZM36 51V52H35ZM84 51V50H83ZM156 51V50H155ZM154 51V52H155ZM166 51V50H165ZM168 51H170V49L169 50H167V53H168ZM204 51H206V50H204ZM250 51V52H249ZM24 53H25V51H23ZM57 52V51H56ZM62 53H63V57L65 58V59H67L68 57H67V55L65 56L64 55V52H65V50L64 49H62V51H61ZM99 52H104L105 53V51H101V50H99ZM138 52H139V54H138ZM152 53V54H155V53ZM158 52V51H157ZM164 52V51H163ZM172 52V51H171ZM262 52H264V51H262ZM4 53V52H3ZM29 53V52H28ZM27 53V54H28ZM53 53V52H52ZM61 53V54H62ZM66 53H67V51H66ZM85 53L83 52V55H80V58H82L83 59V57H84V55H85ZM95 53V52H94ZM93 53V54H94ZM101 53V54H102ZM111 53H113L112 55H114L111 59H109L108 60V58H106L105 59V57L103 58V60L104 61H106V63L104 64V63H101L100 62V59H99V57H103V55H101V56H99L98 54H95V55H98L97 57H98V61H97V63L98 62H100V65H99V63L97 64V65H99L100 67H101V70H100V72L101 73H99V71H98V69H99V66H96V65H94V67L96 68L97 67V69H95L96 70V73H98L100 76L96 79V81L92 84L91 83V85H87L86 83L84 84V83H82V87H83V89L82 90H84V88H85V91L83 92V93H79V91H78V93L76 92V94L77 95H75V93L73 94V95H75V96H77L75 99H74V101L73 100H71V101H73V102H71L70 104H72V103H74L75 104V102H77V103H79V105H81L80 107H79V105L78 106H76L77 108H75L74 106H72L71 107V105H69V106H67V105H64L63 103L65 102L66 103V101H64L63 103H62V101H60L59 99L60 98H62V99H65L66 98V96H67V94L66 93H68L69 94V92H66V91H69V86L72 88L73 87V84L74 83H72V86L70 85V81H68V83H67V85H68V89H67V87H65L66 89V91H65V93H63V92H59V93H62L63 95L64 94H66V96L64 95V98H63V96L61 97V95L62 94H56V95H58L59 96V99H55V98H57V97H55V95L53 96L52 94V96H53V99H55L56 101H57V103H59V102H61V106L59 107L62 111L64 110V108L66 109L65 110V112H64V114H62L61 116H59V117H61L62 118V116L64 117L63 118V121L64 122H62V121H59V124H54L55 126H56V128H55V126L53 127L52 126V128H54V129H52L51 128V130H49V129H47L46 127H48L49 125H51L50 123L52 122L51 120H53L54 122H57V120H60L59 119V117H58V119H56L57 118V116H51L50 114V112L52 111L53 112V110H49L48 108H49V103L47 104L46 103V101L47 100H45L44 102L42 101H38V102H41L40 104H41V106H46L45 108H47V111H46V109L44 108V107H41V106H37V104L38 103H36L35 101H37V100H35L36 98H37V96H36V98L34 99L33 97H32V99L31 100H33V101H30V102H32V103H28V102H24L25 101V99L27 100V98L29 99V96L30 95H28L27 93H26V91H30V85H33V84H30L31 82H34V80H31V79H35L36 80V78L38 77V75L40 74L39 72H42L41 71V69H40V71H35L36 69H38L37 68V66L36 65H34L33 66V64H35V63H33L32 64V68H31V64H28L29 66H30V69H29V67H26L27 69H25L24 71L25 72H23L22 74H21V76L23 77V79L22 80H15V82H18V81H20V82H22V81H24L23 83H22V86H23V84H25V83H27V84H25L22 88H20V92L21 91H23L22 93H18L19 91H18V88H19V84H20V82L18 83V87H17V84H15V83H13L12 84V79H14L13 78V76H11L10 75V73H9V71H8V75L9 76H7L6 75V73H7V69L5 70V68H6V66H12V67H10V69L12 68V69H14V66L16 65V62L15 63H8V64H6L5 62H4V64H6V66H2V68H3V70L4 71H6V73L4 72V74H5V76H7V77H10L11 79H9V78H7V77H3L4 76V74H2L1 75V77H3L4 79L5 78H7L9 81H10V83L12 84V85H15L14 86V88H13V90H14V93H12L11 94V92L13 91V90H11V91H9L8 89H6L7 88V86L10 88V85H9V81H7L6 82V79H5V82H4V84H3V86L5 87H3V86H1V87H3V89L2 88H0L1 90L0 91H2L3 90V92H6L7 90L10 92V94L13 96V94L16 96V95H20V94H22V95H20V97H25V99H23V98H19V96L18 97H16L18 100H24V101H22V102H20L19 101V103H17V104H19V105H22V108H23V104L25 103V104H27L26 106H30V105H32L33 104V102H35V105L37 106V109H41V111L40 112H42V113H40V114H45V111H46V113L48 114V117L50 118V116L53 118H51V120H49L48 122H49V125L48 126H46V124H48V122L45 124V127L44 128H46L47 130H49L48 132L47 131H45V132H47L49 135H48V138H56L57 137V140H56V142L55 143H57V142H59L60 144H62L64 141H69V142H71V143H78L79 144V142H78V140H77V138H82V143L83 144H89L87 141H89L88 140V138H86V136L85 137H82L80 134H77V136L75 137V136H73V135H75V132H72V130H70L69 129V127H72L73 125L75 126V123L77 124H79V122H84L83 120L84 119H86V118H89L90 119V121H93L94 123H95V120H94V118H96V119H98V121H96L97 123H98V125H100V124H103L102 126L103 127H108V130H104V132L102 131V132H100L101 134H103V135H101L100 133L96 136L95 134L93 135V136H91L92 137V139L90 140V141H94L93 142V146L94 147H96L97 149H98V154H96V151H95V154L94 155H98V157L96 158L95 157V159L97 160V159H99V158H101L100 159V163L101 164H103V161H102V158H104V162H105V160L106 159H110L111 157V155H112V158H111V160L114 158V157H116L117 159L122 155H119L120 153H118L117 155H116V153H114V152H119V150H121L122 151V146H125V147H128V148H130L129 149V151H131V152H133V148L135 147H132L133 145H135V143L133 144L132 142H134V140L133 139H135V140H139V134L138 135H136L135 136V131H133L131 128H130V124H129V122L127 121L128 120V118H130L129 116L131 115V114H133V116L136 114V115H138V113H141V112H139L138 111V113L135 111V112H133L132 113V111L130 110L128 113H127V115H114V116H110V117H108L107 116V111L105 112V115H104V109H102V105L106 102V99L108 100V97H107V95H108V93L106 94V89L107 88H110L111 89V87H110V85L113 83L114 85L115 84H117V83H115L118 79H117V77L115 78L113 75H116V74H114L115 72H111V71H108V70H112V71H116L117 70V73H118V71H119V69L120 68H124L125 67V65H124V63L121 61V60H123L122 58H124L122 55H117V57H115L116 55L115 54H117L116 53V51H115V53H114V51L113 52H109V54L111 55ZM125 53H126V51H125ZM126 53V54H127ZM150 53H151V51H150ZM160 53H161V51H160ZM159 53V54H160ZM239 53H241V55L242 56H239ZM8 54V53H7ZM20 54V53H19ZM26 54V53H25ZM24 54V55H25ZM32 54V53H31ZM35 54H33L34 55V57L32 56V58L34 59H37L36 58V56H35ZM68 54V53H67ZM89 54H88V56H87V58H90L89 57ZM105 54H107V53H105ZM108 54V55H109ZM161 54H164V56H168V58H166V57H164V59H165V61L164 62H166V61H169L168 59H170V60H173V54L174 53H170L169 52V55H167L166 54V52H164V53H161ZM222 54H224L226 57H221V55ZM11 55V54H10ZM15 55H17V54H15ZM45 55H47V54H45ZM51 55V54H50ZM60 55V54H59ZM76 55V54H75ZM175 55V54H174ZM195 55V54H194ZM202 55H203V52H202ZM206 55H208L207 53H206ZM213 57H212V56ZM255 55V54H254ZM1 56V55H0ZM3 56H4V54H3ZM7 56V55H6ZM6 56H4V57H6ZM14 56V55H13ZM23 55H21V57H22ZM52 56V55H51ZM61 56V57H62ZM159 56H161V55H154L153 56V58L152 59H154V58H156V57H159ZM253 56V57H252ZM8 57H9V55H8ZM12 57V56H11ZM21 57L19 58L18 57V61H20L21 60ZM24 57H27V58H29L30 57V54H29V57H28V55L27 56H24ZM44 57V56H43ZM54 57V56H53ZM53 57H51L50 59L52 60V58ZM76 57V56H75ZM78 57V56H77ZM77 57H76V59H77ZM111 57V56H110ZM152 57V56H151ZM169 57H171V58H169ZM0 58H3L2 56L0 57ZM23 58V57H22ZM31 57H30V59H29V61H31V59H32ZM42 58V57H41ZM44 58H46V57H44ZM48 58V57H47ZM46 58V59H47ZM64 58H62V59H64ZM74 58V57H73ZM95 58V57H94ZM142 58V57H141ZM202 58V57H201ZM245 58H243V59H245ZM247 58V59H248ZM35 59H34V61L32 60V62H36L35 61ZM49 59V58H48ZM50 59L48 60V61H50ZM54 60H56V58H53ZM60 59V58H59ZM64 59V60H65ZM78 59H79V57H78ZM81 59V60H82ZM152 59H150V61L152 60ZM215 59H217V58H215ZM224 59V60H225ZM230 59V60H229ZM12 60V59H11ZM22 60H24V58L22 59ZM25 60H26V58H25ZM25 60H24V63H23V61H22V63L23 64H26L25 63ZM38 60V59H37ZM69 61H72L73 60V63H71V64H75V63H78L77 61L75 62V59H70V57H69V59H68ZM87 60H92V59H87ZM86 60V58H84L83 59V62H85V64L88 62ZM97 60V59H96ZM96 60L94 61V60H92L91 62H89L88 64L89 65H85V64H83V66L85 65V66H87L88 68H91L92 66H93V64H95V62H96ZM125 60H127V59H125ZM132 60H134V61H132ZM157 60V59H156ZM2 62H3V60H1ZM44 61V60H43ZM47 61V62H48ZM57 61V60H56ZM60 61V60H59ZM67 61V60H66ZM87 61V62H86ZM102 61V60H101ZM153 61V60H152ZM161 61V60H160ZM217 62H218V60H216ZM216 61L214 62V63H216ZM227 61V62H228ZM21 62V61H20ZM31 62V63H32ZM41 62V61H40ZM50 62H52V61H50ZM64 62V61H63ZM103 62V61H102ZM119 62V63H118ZM125 62V61H124ZM128 62V61H127ZM155 62V61H154ZM159 62V61H158ZM158 62H155L156 63V65H157V63ZM163 62V63H164ZM170 62V61H169ZM177 62V61H176ZM212 62V63H211ZM250 62V61H249ZM28 63V62H27ZM38 63V62H37ZM42 64H43V66H42V68L44 67V64L46 63V60H45V62L43 63V62H41ZM40 63V64H41ZM57 63H60V62H57ZM68 62H66L65 64H63V66L64 65H66ZM80 63V62H79ZM90 63H92L91 65H90ZM167 63V62H166ZM171 63V62H170ZM207 63V64H208ZM49 64V63H48ZM52 65H54L53 63H51ZM62 64V63H61ZM70 64V63H69ZM68 64V65H69ZM115 64V65H114ZM117 64V65H116ZM138 64H140V62L138 63ZM153 64V63H152ZM159 64V63H158ZM207 64H206V66H207ZM1 65V64H0ZM39 65V64H38ZM50 65V64H49ZM49 65H47V63H46V67L48 66V68H49ZM79 65H81V67H82V62H81V64H78V65H76V66H79ZM150 65V64H149ZM162 65V64H161ZM166 65V64H165ZM164 65V66H165ZM170 65V64H169ZM41 66V65H40ZM39 66V67H40ZM51 66V65H50ZM75 66V65H74ZM76 66L74 67L75 69H73L72 68V71H73V73H74V77L76 76V73L78 74L79 72L78 71H80V74H81V67H79V70L78 69H76ZM84 66V68L85 69H88V68H86ZM89 66H91V67H89ZM151 66V65H150ZM163 66V65H162ZM162 66H160V64H159V68L160 67H162ZM163 66V67H164ZM56 67V66H55ZM151 67H153V65L151 66ZM151 67H150V72H152L153 74L155 73V71L154 70H151ZM156 67V66H155ZM165 67H168V66H165ZM204 67V66H203ZM232 67V68H233ZM34 68V69H33ZM45 68V67H44ZM44 68H43V70H44ZM48 68H46L45 70L47 71V69ZM68 68H70L71 69V66H68ZM78 68V67H77ZM83 68V67H82ZM178 68V67H177ZM176 68V69H177ZM217 68V67H216ZM9 69V68H8ZM35 71V73L37 74V77L35 78H32L34 75H36L34 72H33V70ZM58 69V68H57ZM62 69H63V67H62ZM67 69V68H66ZM69 69V70H70ZM107 70L108 71V73H110L111 72V77L113 78V79H115L116 81L115 82H113L114 80L113 79H111V77H110V79H111V81H107L108 83H104V82H102V79L104 78H106V76L105 75H107V71H103V74H102V70ZM170 69H172L171 68V66L170 67H168L167 69H165L164 70V72H163V74H161V75H164L165 76V71H166V75H168V73L170 72V73H172L173 72V70H172V72L170 71ZM174 69V68H173ZM180 69V68H179ZM49 70H51V67L49 68ZM48 70V71H49ZM61 70V69H60ZM78 70V71H77ZM92 70H94V69H92ZM148 70V71H149ZM155 70H157V68L155 69ZM162 70H163V68H162ZM162 70H160L161 71V73H162ZM28 71V72H27ZM47 71V72H48ZM65 71H67V70H64V72ZM77 71V72H76ZM85 71H87V70H85ZM89 71V70H88ZM87 71V73L85 72V73H83V74H89V72ZM90 71H91V69H90ZM32 74H31V73ZM46 72V73H47ZM60 72H62V71H60ZM60 72H58V73H60ZM69 71H67V73H68ZM84 72V71H83ZM94 72V71H93ZM92 72V74H91V72H90V76H91V78L92 79H90L91 81L90 82H93L94 80H93V77L94 76H92V75H97L96 73H93ZM106 72V73H105ZM120 72V74H121V71H119ZM149 72V73H150ZM181 70H177L176 72H173V74L175 73L176 75H175V77L178 79V77L179 76H182V74H181ZM261 72L263 73L264 72V70H261V69H259V70H256V73H257V75L258 76H260V74H261ZM44 72H42L41 74L42 75H45L46 73H44ZM66 72H65V75L67 74ZM70 73V72H69ZM69 73H68V75H69ZM72 73V72H71ZM157 73V72H156ZM259 73V74H258ZM48 74V73H47ZM46 74V75H47ZM49 74H50V72H49ZM61 74V73H60ZM57 75V78L59 77L60 78V76L61 75H64V73H62L61 75ZM105 74V75H104ZM119 74V73H118ZM148 74V72L146 73V75ZM151 74V73H150ZM158 74H159V71H158ZM196 74V73H195ZM194 74V75H195ZM28 75H29V77H30V79H29V77H28ZM52 75V74H51ZM68 75H66V77L68 76ZM71 75V74H70ZM69 75V76H70ZM71 75V76H72ZM156 75V74H155ZM160 75V76H161ZM28 77L27 79H26V77ZM48 76V75H47ZM55 77H56V74L54 75ZM77 76H79V78H83V77H85L86 75H77ZM76 76V77H77ZM90 76H89V78H90ZM117 76V75H116ZM121 76V75H120ZM151 76H152V74H151ZM157 76L158 75H156V78H157ZM169 76V75H168ZM167 76V77H168ZM0 77V78H1ZM21 77V78H22ZM25 77V78H24ZM40 77V78H39ZM39 80L41 79V77L43 78L44 76H41V75H39ZM46 77V76H45ZM50 77V76H49ZM48 77V78H49ZM65 77V76H64ZM66 77H65V79H66ZM87 78H88V76H86ZM85 77V78H86ZM109 77V76H108ZM108 77H107V79H108ZM119 77V76H118ZM163 77V76H162ZM166 77V76H165ZM3 78H1L0 80H1V82H2V80H3ZM20 78V79H21ZM37 78V79H38ZM57 78H55L56 80L55 81H58L59 79H57ZM68 79H66V80H69V79H71V80H73V78H69V77H67ZM79 78H76V80H78ZM85 78H83V80L85 79ZM120 78H122L123 79V74H122V76L120 77ZM155 78V77H154ZM180 78V77H179ZM193 78V77H192ZM256 78V77H255ZM62 79H63V77L61 78V80H59V82H64V81H62ZM95 79V78H94ZM103 79V80H104ZM106 79V80H107ZM122 79H120L121 81V83L123 82V80ZM168 79V78H167ZM181 79V78H180ZM29 80H31V81H29ZM42 80V79H41ZM49 80H52V79H49ZM66 80H65V85H66ZM75 80V79H74ZM80 80V79H79ZM101 80V81H100ZM203 80V82H201ZM43 81V80H42ZM53 81V80H52ZM55 81H54V83H55ZM80 81H82V80H80ZM119 81V80H118ZM178 81H180L179 79H178ZM193 80H191V82H192ZM0 82V83H1ZM37 82H38V80H37ZM72 82V81H71ZM89 82V83H90ZM106 82V81H105ZM182 82V81H181ZM6 83V84H5ZM7 83H8V85H7ZM43 83V82H42ZM53 83V82H52ZM53 83V84H54ZM60 83V84H61ZM75 83H76V81H75ZM78 83V82H77ZM121 83H119L118 82V85H120ZM193 83V82H192ZM193 83V84H194ZM28 84H30V85H28ZM41 84V83H40ZM39 84V85H40ZM44 84V83H43ZM48 83L46 82V85H47ZM51 84V83H50ZM59 84V83H58ZM78 84H80V83H78ZM77 84V85H78ZM107 84V85H106ZM194 84V85H195ZM5 85H7V86H5ZM35 85V84H34ZM37 85V84H36ZM55 85H56V83H55ZM54 85V86H55ZM62 85H64V84H62ZM61 85V87L63 88L64 86H62ZM28 86H30L29 88H28V90L27 89H25V88H27ZM53 86V87H54ZM79 86V85H78ZM122 85H120L119 87H121ZM13 86H11V88H12ZM21 87V86H20ZM41 87V86H40ZM56 87H57V85H56ZM60 86H58V88H61ZM74 87H76L75 86V84H74ZM80 87V86H79ZM82 87H80V88H82ZM112 87H115V88H112V89H116L117 87L116 86H112ZM208 86H207V84H206V86H204V88L203 87H201V88H195V91H199V92H202L203 90H207L206 88H207ZM32 88H33V86H32ZM36 87H34V89H35ZM42 88V87H41ZM40 88V89H41ZM43 88H44V86H43ZM42 88V89H43ZM70 88V89H71ZM80 88H77V90H80ZM122 88V87H121ZM6 89V91H4ZM25 89V90H24ZM74 89V88H73ZM120 89V88H119ZM48 90H49V87H48ZM48 90H47V92H48ZM57 89H55V91H56ZM72 90V89H71ZM108 90V89H107ZM7 91V95L9 94V92ZM32 91V90H31ZM58 91V90H57ZM61 91H62V89H61ZM108 91H111V90H108ZM34 92V91H33ZM43 92H44V90H43ZM51 92V91H50ZM49 92V93H50ZM72 92V91H71ZM1 94H0V102L2 101L3 102V100L5 99H7V98H5V97H2V92H0ZM26 93L27 95H24V94ZM49 93H47V95L49 94ZM56 93V92H55ZM88 93V97L86 98V96H85V98L83 97L84 95H86ZM4 94V93H3ZM31 94V93H30ZM37 94H39L38 92H37ZM46 94V93H45ZM5 95V94H4ZM3 95V96H4ZM9 97H10V95H8ZM26 96H28L27 98H26ZM41 96V95H40ZM39 96V97H40ZM50 96V95H49ZM51 96V97H52ZM42 97L43 98H45V96H41V100H44V99H42ZM48 97V96H47ZM46 97V98H47ZM83 97V101H81V98ZM12 98H15L14 96L12 97ZM12 98L10 97V99L12 100ZM15 98V99H16ZM45 98V99H46ZM71 98V97H70ZM79 98H80V100H79ZM10 99H9V101H10ZM15 99H13V100H15ZM17 99H16V101H17ZM29 99V100H30ZM48 99H50V98H48ZM52 99V98H51ZM72 99V98H71ZM4 100V106H6V103H8V102H6ZM11 101V103L10 104H12V102H14V101ZM35 100V101H34ZM54 100V101H55ZM78 100V101H77ZM8 101V100H7ZM55 101V102H56ZM79 101H81V102H79ZM18 102V101H17ZM48 102V101H47ZM69 102V101H68ZM45 103V104H44ZM81 103V104H80ZM107 103V102H106ZM0 104H2V103H0ZM15 104V103H14ZM56 104V103H55ZM73 104V105H74ZM13 105V104H12ZM18 105V106H19ZM34 105V104H33ZM57 106H58V104H56ZM55 105V106H56ZM2 106V105H1ZM0 106V107H1ZM35 106V107H36ZM55 107V108H53V109H58V107ZM8 107V106H7ZM10 107V106H9ZM21 107V106H20ZM25 107V106H24ZM31 107V106H30ZM38 107H41V108H38ZM54 107V106H53ZM6 108V107H5ZM12 108V107H11ZM11 108H9V109H11ZM27 108V107H26ZM26 108L24 109L25 110V112L24 113H26V117H24V116H22V117H24L22 120H25L26 118V120H25V123H26V127L27 126H29V125H31V127H32V125H33V127H34V131L35 130H37V129H39L40 127H42L43 128V126H40V125H42V124H44L43 122H45V120L47 119V115H46V118H44L43 120H41L42 118H40V116H38L37 118L35 117L36 115L35 114H37V109L35 110V112L33 111L34 109L31 107V111L30 112H34L33 114H31L30 112H29V110H28V108H27V110H26ZM106 108V107H105ZM142 109H143V107H141ZM141 108H139L140 110H141ZM4 109V108H3ZM17 109H19V108H17ZM42 109H43V111H42ZM60 109H58L59 111H60ZM78 109V110H77ZM144 109H145V107H144ZM7 110H8V108H7ZM20 110L21 111H23V109H21L20 108ZM48 110L50 111L49 113H48ZM55 110V111H56ZM72 110H74V111H72ZM104 110V111H103ZM5 111V110H4ZM14 111V110H13ZM27 111L29 112V113H27ZM55 111L53 112V113H55ZM62 111H60V112H58L57 111V113H59V114H61L62 113ZM142 111V110H141ZM11 111H9V114H8V112L6 113V111H5V113H4V115H6V114H8V115H11L10 117H11V119L12 118H16L17 119V123L15 124V126H17V125H19V124H21L22 125V123H20V122H22V120L19 122V120L18 119H20V118H22V117H20L19 118V114H18V116H13V115H17L16 113H15V111H14V114L12 115L11 113H10ZM19 112V111H18ZM17 112V113H18ZM67 112V113H66ZM53 113H52V115H53ZM20 114H21V112H20ZM28 114V115H27ZM3 114L1 113L0 114V116L1 117H3L2 116ZM7 115V116H8ZM22 115H24L23 113H22ZM31 115L32 116H34L35 117V119H37V120H39V121H37L36 120V122H35V120H33L32 119V117H31ZM129 115V116H128ZM7 116H5V118L7 117ZM128 116V118H127V120H126V117ZM140 117L139 118H141V116L142 115H139ZM1 117H0V120H2L1 119ZM29 117V118H28ZM90 117H94V118H90ZM9 118V117H8ZM7 119V118H6ZM30 119H31V124H29V121H30ZM134 119H136V118H134ZM10 120V119H9ZM40 120H41V123H40ZM56 120V121H55ZM87 120V119H86ZM85 120V121H86ZM140 120H142V119H140ZM27 121V122H26ZM0 122H2V121H0ZM5 122H7V123H5ZM5 124L6 125H8L9 127L10 126H12L13 124L12 123H15L16 121L15 120H13L12 119V122H11V120H10V123H8L9 121H6L5 120ZM53 122V123H54ZM133 122V121H132ZM139 122V121H138ZM138 122H137V124H138ZM3 123V124H4ZM25 123H23L24 125H25ZM40 123V124H39ZM52 123V124H53ZM67 123V124H66ZM80 123V124H81ZM86 123V122H85ZM90 123H92V122H90ZM1 124V123H0ZM3 125V126H5L7 129H10V128H8V126H6V125ZM10 124V125H9ZM72 124V126H70ZM84 124V123H83ZM87 124V123H86ZM85 124V125H86ZM134 122H133V126H134ZM140 124H141V122H140ZM21 125H19V127H20V129H18L19 127L17 126L16 127V130H13V134L11 133V139L12 138H14V139H16V140H18L17 142L18 143H20V141L21 140H19V139H17V137L19 138V136L21 135V133H23V134H25V136H29V134H30V130L33 128H30V127H28V129L29 130H27V129H25V127H24V125L23 126H21ZM67 125V128H66V130H65V126ZM91 125H93V124H91ZM142 125L143 124H141V127H142ZM150 125V127L149 126H143L142 128L146 131V133H144V134H147V135H151L155 130H156V127H154L152 124H149ZM74 126H73V128L72 129H74ZM76 126H79V125H76ZM136 127H135V129L137 128V125H135ZM151 126H153V127H151ZM1 127L2 126H0V130H2V131H4V129H1ZM24 128L23 129V131L21 130V128ZM80 127V126H79ZM84 128V129H86V127H84V126H81L80 128ZM96 127V126H95ZM2 128H4V127H2ZM82 128V129H83ZM94 127L92 126V129H93ZM139 128H140V125H139ZM12 129V128H11ZM45 129V130H46ZM77 129H79L78 127H77ZM81 129V130H82ZM83 129V130H84ZM90 129V128H89ZM89 129H87V131L90 133V131L91 130H89ZM97 130H98V128H96ZM103 129V128H102ZM6 130V129H5ZM19 130H21L20 131V133L19 132H17V131H19ZM40 130V129H39ZM55 130V131H54ZM80 130V129H79ZM94 130H95V128H94ZM99 130H100V128H99ZM142 130V129H141ZM2 131H0V137H2L3 135L1 134V133H4V132H2ZM6 131H9L10 132V130H6ZM16 131V132H15ZM26 131H28V132H26ZM44 131V130H43ZM54 133L53 134V136H52V133ZM86 131V130H85ZM84 131V132H85ZM93 131V130H92ZM91 131V132H92ZM12 132V131H11ZM42 131H40L39 132V134L41 133ZM44 132V133H45ZM77 132V131H76ZM140 132V131H139ZM141 132H143V131H141ZM6 133V132H5ZM26 133H28L27 135H26ZM32 133H33V131L31 132V134H30V138L28 139V141H26L27 139H25V141H24V139L21 141V143L19 144V146L20 145H23L22 147L24 148L25 146H24V143H22V142H27L26 143V147H27V150H29L28 152H27V154H29L28 156H30L29 157V159L28 160H30V158L32 157V154H33V150L35 151L36 150V148H34V146L35 147H37V145H38V141L40 140L41 141V143L43 142L42 141V139L45 137V138H47L45 135L43 136L42 135V137H38V140H37V138L35 137V136H32ZM87 133V132H86ZM96 133V132H95ZM133 133H134V135H133ZM7 134V133H6ZM5 134V135H6ZM107 134V135H106ZM110 134V135H109ZM10 135V134H9ZM13 135V136H12ZM41 135V134H40ZM47 135V134H46ZM86 135H88V134H86ZM101 135V136H100ZM36 136H38L37 134H36ZM90 136V135H89ZM109 136H111V138L109 137ZM6 137H9L8 135H6ZM24 137V135L22 136H20V139H22ZM32 137H34V138H36V140L37 141H35V139H33ZM151 137V140H152V136H150ZM3 138H5V137H3ZM2 138V139H3ZM25 138V137H24ZM39 138H41V139H39ZM45 138H44V140H45ZM47 138V141L48 140H50V139H48ZM51 138V139H52ZM53 138V139H54ZM85 138V139H84ZM8 139H10V138H8ZM33 139V140H32ZM52 139V140H53ZM79 139V141L81 142V140ZM90 139V138H89ZM113 141H112V140ZM1 140V139H0ZM5 140V141H4ZM32 140V141H31ZM51 140V141H52ZM3 141V142H2ZM2 141H0V152H2L1 150H3L4 149V142L6 143L7 142V140L6 139H3ZM40 141H39V145H40ZM47 141L45 140L44 142H46L47 143ZM55 141V140H54ZM112 141V143L111 144H108L109 142H111ZM140 141V140H139ZM138 141V142H139ZM10 142H11V140H10ZM17 142H16V144H17ZM43 142V143H44ZM50 142V141H49ZM48 142V143H49ZM69 142H68V144H69ZM84 142H86V143H84ZM141 142V144H142V146H141V149L143 148V147H146V143L145 142H143V141H140ZM35 143H36V145H35ZM42 143V144H43ZM52 143H53V141H52ZM81 143V144H82ZM13 144H15V140H14V143ZM12 145L13 147H16V146H18V145ZM60 144H58L59 146H60ZM67 144V143H66ZM80 144V145H81ZM92 144V143H91ZM133 144V145H132ZM140 144V145H141ZM148 144V143H147ZM1 145H3V146H1ZM10 145V144H9ZM9 145H7V146H9ZM45 145H48V144H45ZM50 145H52V144H50ZM49 145V146H50ZM58 145H57V147L56 148H58V149H61V148H59L58 147ZM71 145V144H70ZM85 145H83V146H85ZM87 145H86V147H87ZM6 146V147H7ZM18 146V147H19ZM42 146H44V145H42ZM63 147H65V146H69V145H62ZM74 146V145H73ZM82 145L80 146V148L81 147H83ZM88 146H91V145H88ZM111 146V147H110ZM149 145H147V147H148ZM152 146V145H151ZM3 147V148H2ZM5 147V148H6ZM10 147H11V145L9 146V150H10ZM21 147V148H22ZM52 147V146H51ZM50 147V148H51ZM54 147V146H53ZM79 147V146H78ZM8 148V147H7ZM6 148V149H7ZM12 148V147H11ZM20 147L19 148H17L18 149V151H17V153H19L18 155H16V157L17 156H19L20 155V152H21V154L22 153H24L23 152V150L21 149ZM34 148V149H33ZM40 148H42V147H40ZM39 148V149H40ZM44 148V147H43ZM55 148V147H54ZM132 148V149H131ZM152 148L153 149H155V146H152ZM21 149V150H20ZM25 149V148H24ZM45 149V148H44ZM66 149V151L68 152L69 150H67V148H65ZM70 149V148H69ZM71 149H72V147H71ZM76 149V148H75ZM86 149V148H85ZM82 150V152H80V154L78 155L80 158L81 157H83L84 156V154L86 155V153L87 152H85V151H87V149L86 150ZM96 149V150H97ZM123 149H124V147H123ZM136 149H138V148H136ZM9 150H5L3 153H4V155L2 156V154H1V156L2 157H6V158H4V160L6 159V160H8L7 162H8V165H6V167L7 168H5L4 166L2 167V166H0L1 168H0V173L2 174V175H0L1 177H0V217L2 218L3 216H4V218L6 217L8 220L7 221H1L2 219L0 218V222L2 223H0V248H2V249H0V250H3L4 249V252L2 251H0L1 253H3V256H1V253H0V256L2 257V258H0L1 260H0V262L2 263V264H19V262H24V264H67L68 262H69V260H71L70 259V257L69 256H71V257H73V253H74V251H75V248H76V246L74 247V243H73V236H74V234L76 233L77 234V232L76 231H78V230H80V232H83V230H85V229H87V228H85V227H83V226H86L87 225V227L88 228H90V225H92V224H90V218H94L93 217V206L95 205H97V203H99L100 202V200H102V198H103V191H101V190H99L100 188H96L97 186H99V184L97 185V186H95V187H93L92 185L91 186H89L88 184H87V181L89 180V178H85V177H88L89 175H87V176H83L82 174H79L80 172H78V174H79V177H80V175L81 176H83V178H79L78 176V178H76V179H78V181H75V183H71V181H70V178H68V179H66L67 177H70V176H68L69 175V172H70V170L68 169V168H70L69 166L70 165H68L67 164V162H66V160H67V156L70 154V153H62V152H59V154H60V156L58 157L57 155L58 154H56L54 151L53 152H51L52 154L53 153H55V157H58L59 158V161H58V159L57 158H55L54 159V161H55V163L57 164H55V163H53L54 161H53V159L52 158H54V157H51L50 155H52L51 153H50V160H52V163L50 162V160H49V158L48 159H46L45 158V160H44V158H43V160L45 161V163L47 162V161H49L48 163L50 164V165H52V164H55V165H52L51 167L49 166V165H47V166H49L48 168H45V167H47V166H45L44 165V170H39L38 168H37V165H36V168L34 167V165L36 164V163H34V165H33V163L31 164H29L28 162H25L26 164H25V166H27L28 164H29V166H28V168H22L21 166H24V165H22L23 164V159H24V157L25 156H23V155H25L26 154V151H25V154H23V155H21V157L23 156V159H20L21 161H22V164H21V162H20V164H21V166L20 167H18V169L16 170L15 168L17 167V164L19 165V160H17V162H16V160H14V156L11 158L10 156V158L7 156V155H9L10 153H11V151H13V150H15V148H13L12 150H10V153H7V154H5V152H9ZM20 150V151H19ZM78 150V149H77ZM81 150V149H80ZM125 150V149H124ZM123 150V154L124 155H126V157L128 158V156H130L132 153H129V152H127L126 154H125V152L126 151H124ZM127 151H128V149H126ZM139 150H140V146H139ZM144 150V149H143ZM149 151L151 150V149H148ZM41 151V150H40ZM45 151H47V150H45ZM45 151H44V153H45ZM55 151H59V150H55ZM61 151V150H60ZM65 151V150H64ZM63 151V152H64ZM71 151V150H70ZM74 151V150H73ZM113 151V152H112ZM138 151V150H137ZM146 151V152H145ZM145 151H142L143 152V154H147V152L149 153V151H147V148H146V150ZM15 152V151H14ZM35 152H37V155H40L39 154V152L38 151H35ZM42 152V151H41ZM50 152V151H49ZM76 152V151H75ZM111 152L112 153H114L115 154V156L113 157V155L114 154H111ZM141 151L139 152L140 154L142 153ZM43 152H42V154L45 156L46 155V153L44 154ZM93 152H91V154H92ZM27 154H26V156H27ZM36 154V153H35ZM73 154V153H72ZM76 154H77V152H76ZM91 154H88V155H90L91 156ZM111 154V155H110ZM37 155H34L35 157H32L33 159H36L37 157ZM42 155V156H43ZM54 155V154H53ZM52 155V156H53ZM67 155V156H66ZM74 155V154H73ZM72 155V156H73ZM137 155V154H136ZM27 156V157H28ZM43 156V157H44ZM72 156H70V157H72ZM90 156H88V158H90L89 160L90 161H92V158H94V156L91 158ZM15 157V158H16ZM41 158V160H42V157L41 156H38V160ZM46 157V156H45ZM78 157V158H79ZM106 157H108V158H106ZM122 158L121 159H125L126 157H124L123 155L121 156ZM18 158V157H17ZM76 158H77V155H76ZM87 158V157H86ZM134 159L135 158V155L133 154V156L131 155L128 159ZM1 159V158H0ZM10 159V160H9ZM12 159H13V161H12ZM27 159V158H26ZM32 159V161H35V160H33ZM71 159V158H70ZM95 159L93 160V162L95 161ZM121 159H119V161H120V163H121V166H124V160H123V164H122V161H121ZM5 160V161H6ZM37 160V159H36ZM38 160H37V162H38ZM88 160V159H87ZM110 160V161H111ZM114 160V159H113ZM113 160L111 161V162H113ZM125 160H127V159H125ZM0 161H2V160H0ZM10 161H11V163H10ZM31 161V160H30ZM31 161V162H32ZM43 161V162H44ZM69 161V160H68ZM75 161V160H74ZM76 161H77V159H76ZM80 161H81V159H80ZM107 161V160H106ZM110 161H107V162H110ZM115 161H117V160H114V163H116ZM7 162H6V164H7ZM12 162H14V163H12ZM42 162V161H41ZM71 162V161H70ZM73 162V161H72ZM84 162H85V160H84ZM95 162H97V161H95ZM110 162V163H111ZM128 162V161H127ZM127 162H125L126 164H130V163H127ZM1 163H3V162H1ZM38 163H40V160H39V162ZM47 163V164H48ZM75 163H77V162H75ZM73 164V165H75L76 166V164ZM165 163V162H164ZM42 164H44V163H42ZM42 164H41V166H42ZM78 164V163H77ZM84 164V163H83ZM93 164H96V163H93ZM105 164V163H104ZM125 164V165H126ZM167 166H168V162H166L165 163ZM3 165V164H2ZM10 165V166H9ZM32 165H33V167H32ZM40 165V164H39ZM72 165V170L74 169V166ZM86 165H87V163H86ZM96 165H98V166H100V168H97V169H101V167L103 168V166H101V165H99V164H96ZM170 165V164H169ZM24 166V167H25ZM41 166H40V169H42L41 168ZM104 166H106L105 168H107L108 169V171H107V169H104L103 168V170L101 171V172H105V170H106V172L105 173H109L108 175H109V177H108V180H109V178H111V179H113V178H115V179H113V180H116V181H118V183H117V186H119V188L118 187H116V189H117V191H109L110 193H109V195L111 196V199H112V197H113V202H117V200H115V199H118V202L117 203H120L119 202V198H120V200H121V196L122 195H125V194H127L128 192H126V193H124V194H122L123 192H125L124 191V189L126 190V187H128V188H131L130 187V185H132V182H134V181H132L131 182V180H134V178H136V175H138V174H136L135 175V173H134V175H131V177L129 176V177H127L128 176V174L126 173L127 172V170H126V167H125V169H122V167H121V170L120 169H118V167H117V169L118 170H120V171H118V173L116 172L115 173V171H117V170H115V168H116V166L115 165H112V166H114V168H112V169H114V170H112L111 169V164H109V166L107 167V165L105 164ZM118 166H119V164H118ZM85 167V166H84ZM92 167H93V165H92ZM96 167V166H95ZM123 167V168H124ZM143 167H147V165H144ZM10 168V169H9ZM1 169H4V170H1ZM9 169V170H8ZM12 169V170H11ZM15 171H14V170ZM20 169V170H19ZM27 169V170H26ZM88 170H86L85 172L86 173H88V171L90 170V167L89 168H87ZM91 169H93V168H91ZM110 169L112 170V171H110ZM8 170V171H7ZM24 170V171H23ZM68 170H69V172H68ZM79 170H80V168H79ZM2 171H4V173H2ZM9 171H11L12 173L13 172H17L16 173V175H15V178H12V176L11 175H13V174H9V173H11V172H9ZM82 171V170H81ZM84 171V170H83ZM94 171V170H93ZM98 171V170H97ZM9 172V173H8ZM72 172V171H71ZM89 172H91V170L89 171ZM122 172H125V173H123L122 174V176H123V178H122V176H121V173ZM129 172V171H128ZM8 173V174H7ZM73 173H74V171H73ZM86 173H84L85 175H86ZM130 173V172H129ZM4 174V175H3ZM65 175V176H61V175ZM90 174V173H89ZM107 174L105 175V176H107ZM126 174V175H125ZM8 175H10L11 176V178H12V180H8L7 178H9V176ZM66 175H67V177H66ZM72 175V174H71ZM130 175V174H129ZM3 176H5V177H3ZM114 176H116V177H114ZM126 176V177H125ZM3 177V178H2ZM65 178V180H63V181H60L61 179H63V178ZM98 177H99V175H98ZM113 177V178H112ZM101 178V177H100ZM104 178V177H103ZM118 178V179H117ZM3 179V180H2ZM8 181H7V180ZM74 179V178H73ZM92 179V178H91ZM97 179V178H96ZM106 179H107V177H106ZM105 178H104V180H106ZM119 179L121 180V182H119ZM5 180V181H4ZM123 180V181H122ZM128 180H130L129 182H130V184L128 183ZM2 181H4V182H2ZM12 181V182H11ZM59 181V182H58ZM64 181H66L65 183H64ZM110 181V180H109ZM96 182H97V180H96ZM95 182V183H96ZM98 182H103L102 180L101 181H98ZM113 182V181H112ZM7 183H9V185H7V186H9V187H11L12 189L14 188V186L15 185H12V183H15L16 185H18L17 186V188L19 189L18 191L17 190H15L14 189V191L12 190V191H7V190H10L11 188H7L6 189V187L7 186H5L4 187V184H7ZM62 183H64V187L62 186ZM116 183V182H115ZM119 183H120V185H119ZM59 185H61L60 186V188L62 187V190L61 191H58V186ZM94 185V184H93ZM115 185V184H114ZM116 186V185H115ZM122 186V187H121ZM123 186H125V187H123ZM120 187L122 188L121 189V191H120ZM60 188H59V190H60ZM132 188H133V186H132ZM132 188H131V191H132ZM38 189L40 190L41 189V191H38ZM43 190V191H42ZM130 191V189H127L126 191ZM136 190H138L137 192H141V191H139L140 189H136ZM119 192V193H118ZM137 192H135V193H137ZM2 193V194H1ZM106 193V192H105ZM130 193V192H129ZM128 193V194H129ZM142 193V192H141ZM107 194H108V192H107ZM121 194V195H120ZM179 194H180V192H179ZM108 195V196H109ZM132 195V192L130 193V196ZM134 195V194H133ZM174 195V194H173ZM3 196V197H2ZM129 196V195H128ZM128 196L127 195H125V197L124 198H122V200L123 199H125L126 197L128 198ZM2 197V198H1ZM173 197H175V196H173ZM108 198L109 197H107L105 200L107 201L108 200ZM44 199H46L45 200V202H48V204L46 205L45 203H43V204H45L44 205V207H42L41 208V210L39 209V207H41V206H43V204L42 205H40L41 203H42V200L44 201ZM104 199V198H103ZM111 199H110V202H112L111 201ZM121 200V201H122ZM141 202V201H140ZM263 202V201H262ZM101 203V202H100ZM213 204V203H212ZM140 205H141V203H140ZM222 205H224V207H223V209H224V211H225V214H227V219H229V220H227V223L225 224V226H227V227H225L223 230H222V232H221V234H216L217 236L219 235H221V236H224V237H230L231 238V236L233 235V233H234V231H236V230H238V232H239V230L241 231V236H240V238L242 239V240H246V239H252V241L253 242H246L247 244L249 243V244H255L256 246H258L259 248H261V250H263L264 251V210L262 209V208H260V209H257L258 210V213L256 214V215H258V216H256V215H250L249 213H247V212H245V211H243V212H238V211H236V209L234 208L235 206L233 205V204H231V203H224V204H222ZM247 205V204H246ZM257 205V204H256ZM262 205V204H261ZM240 206V205H239ZM251 206V205H250ZM50 207H51V210H50ZM211 207V206H210ZM253 207V206H252ZM260 207V206H259ZM49 208V209H48ZM92 208V209H91ZM97 208V207H96ZM245 208V207H244ZM255 208V207H254ZM264 208V207H263ZM24 210L25 211V213H24V211L23 212H21L20 213V211L21 210ZM40 211H39V210ZM220 209H221V207H220ZM222 209V210H223ZM245 209H247V208H245ZM245 209H243V210H245ZM251 209V208H250ZM255 209V210H256ZM44 210V211H43ZM241 210V209H240ZM221 211V210H220ZM253 211H254V209H253ZM18 213L20 214V217H19V215H18ZM224 214V213H223ZM249 214V215H248ZM49 215V216H48ZM92 216V217H91ZM62 217V218H61ZM251 217V218H250ZM6 218H5V220H6ZM57 218V219H56ZM60 218V219H59ZM89 218V219H88ZM224 218V217H223ZM226 218H224V220L226 219ZM20 219H22L23 221L21 222L20 221ZM59 219V220H58ZM62 222H61V221ZM67 220V221H66ZM87 220H89V221H87ZM93 219H91V223H93V221H92ZM55 221V222H54ZM87 221V222H86ZM219 221V220H218ZM7 222V223H6ZM58 222V224H56ZM60 222V223H59ZM62 223H64V224H62ZM115 223V222H114ZM19 224H21L20 226H19ZM43 224H44V226H43ZM46 224H48L47 225V227H46ZM213 224V223H212ZM223 224H224V222H223ZM171 225V224H170ZM50 226V227H49ZM42 227H44V228H42ZM47 230H46V229ZM82 228H85V229H82ZM222 228V227H221ZM42 229V231H40ZM81 229H82V231H81ZM205 229V228H204ZM203 229V230H204ZM208 229V228H207ZM210 229H211V227H210ZM220 229V228H219ZM242 229V230H241ZM134 230V229H133ZM138 230V229H137ZM143 230V229H142ZM148 230V229H147ZM201 230H202V228H201ZM209 230V229H208ZM207 230V231H208ZM136 231V230H135ZM143 231H145V230H143ZM151 231V230H150ZM153 231V230H152ZM184 231V230H183ZM206 231V232H207ZM73 232V233H72ZM79 232V231H78ZM237 232V233H238ZM5 233H7V235L8 236H6V234ZM134 233V232H133ZM147 233V232H146ZM196 233V232H195ZM204 233H205V231H204ZM135 234H137L136 232H135ZM174 234H178V238L177 239H179L180 238V236H181V229H177V230H174ZM214 234V233H213ZM235 234V233H234ZM134 235V234H133ZM148 235H150V236H152L151 234H148ZM161 235V234H160ZM191 235H193V234H191ZM199 235V234H198ZM240 235V234H239ZM132 236V235H131ZM156 236H158V235H156ZM167 236H169V235H167ZM196 236V235H195ZM213 236V235H212ZM234 236V235H233ZM232 236V237H233ZM144 237V236H143ZM153 237V236H152ZM189 237V236H188ZM203 237H206L204 234H203V236H201L200 237V239L202 238V239H204ZM132 238V237H131ZM135 238V237H134ZM133 238V239H134ZM176 238V237H175ZM192 238V239H191ZM191 238H186L187 240H189L188 242H190V244L192 245V247L193 246H195V251L197 252H199L200 254L202 253L203 254V256H205L204 254H205V251L204 250H207V248H210V249H208V250H210V254L208 253V252H206V255H207V253H208V255H209V257H206L205 259L207 260V258H208V262L211 260V259H213L211 256H212V252H216L213 256H219V257H221V255L224 253L223 252V250H225V249H222V246H221V248H219L220 247V245H218V244H216V241H219V240H216L215 241V244H210V242H212V241H214V237L212 238V241H210V240H208V241H210V242H207V243H204L205 242V240H203V241H199L198 242V240L197 241H193V237H191ZM209 238V237H208ZM218 238V237H217ZM222 239H223V237H221ZM230 238H228V239H230ZM163 239H165V237L163 238ZM171 239V238H170ZM176 239V240H177ZM181 239V238H180ZM196 239V238H195ZM198 239H199V237H198ZM201 239V240H202ZM207 239V238H206ZM210 239V238H209ZM218 239H220V238H218ZM224 239H226V238H224ZM153 240V239H152ZM158 240V239H157ZM166 240H169V238L168 239H166ZM239 240V239H238ZM257 240V241H256ZM130 241V240H129ZM133 241V240H132ZM173 241H175V240H173ZM241 241V240H240ZM51 242H52V244H51ZM148 242V241H147ZM163 242V241H162ZM244 242V243H245ZM258 242V244H256ZM150 243H151V241H150ZM181 244V243H180ZM208 244H210V245H208ZM131 245V244H130ZM186 244H184L183 245V243H182V246L183 247H177L176 249H178V248H180L181 249V251H183V252H185V253H183V252H181L180 253V250H179V253H180V255H179V253H177V255H179V257H181V255H182V253H183V257L186 255V256H190V254H191V249L193 250V248L191 247V245H190V250L189 251H191V252H186V251H184L183 250V248H184V246H185ZM212 245V246H211ZM215 245H217L218 246V249H219V251L217 252V250H215V248H217L216 246H215V248H214V246ZM261 245H263V247L261 246ZM151 246V245H150ZM154 246H156V245H154ZM188 243H187V248L185 247L184 249H186L187 251H188ZM198 246V248L200 249V251H202V252H200L199 250H197L198 248H196ZM199 246H202V248L204 249V247L203 246H206L205 247V249L204 250H201V247H199ZM176 247V246H175ZM145 248H146V246H145ZM149 248V247H148ZM156 248V247H155ZM151 249H152V247H151ZM220 249L222 250L221 252H220ZM193 250V251H194ZM207 250V251H208ZM151 251V250H150ZM150 251H148L147 250V252H150ZM193 252V253H196V252ZM203 251H204V253H203ZM155 252H157V250H155ZM159 252H162L161 250L159 251ZM175 252H178L177 250L175 251ZM198 252L196 253V254H194V255H191V256H194V258L196 259V257H198L197 256V254H198ZM220 252V253H219ZM225 252H226V250H225ZM144 256H146V252L144 251ZM151 253V252H150ZM158 253V252H157ZM189 253V254H188ZM192 253V254H193ZM185 254V255H184ZM200 254H199V257H201V261L200 262H198L199 264H202L201 262H206L205 261V259H204V257L201 255L200 256ZM217 254H220V255H217ZM150 255V254H149ZM160 255H162V253L160 254ZM160 255H158V256H160ZM195 255H196V257H195ZM207 255V256H208ZM186 256H185V258H186ZM187 257V258H190V257ZM215 256V257H216ZM211 257V258H210ZM69 258V259H68ZM186 258V259H187ZM217 258V257H216ZM215 258V259H216ZM165 259V258H164ZM191 259H193L192 257H191ZM198 259V258H197ZM197 259H196V261H197ZM210 259V260H209ZM176 260H177V258H176ZM184 260V259H183ZM188 261H189V259H187ZM186 260V261H187ZM200 259H198V261H199ZM203 260V261H202ZM165 261L167 262V259L166 260H164V264H165ZM185 261V262H186ZM187 261V262H188ZM213 263H215L216 261H220L219 259L217 260L216 259V261L213 259V260H211ZM211 261H210V263H206V264H212L211 263ZM127 262V261H126ZM129 262V261H128ZM127 262V263H128ZM187 262L185 263V264H187ZM176 263V262H175ZM189 264L191 263V260H190V262H188ZM192 263H194V264H198V263H196L195 262V260H192ZM191 263V264H192ZM219 263V262H218ZM68 264H70V262L68 263ZM99 264V263H98ZM102 264V263H101ZM104 264V263H103ZM132 264H134V263H132ZM169 264H172V262H170ZM173 264H174V262H173ZM205 264V263H204ZM215 264H217V262L215 263Z\"/></svg>",
	"mask_w": 264,
	"mask_h": 264
},
{
	"label": "snow or ice",
	"instance_id": "obj_3",
	"mask_svg": "<svg viewBox=\"0 0 264 264\" xmlns=\"http://www.w3.org/2000/svg\"><path fill=\"white\" fill-rule=\"evenodd\" d=\"M0 7L7 9V8H10L13 6L5 4V5H0ZM26 7L36 9V10H43V9H46L50 6L49 5H43V4H32V5H27ZM67 7L78 8V9L82 10L80 15L68 17V23L72 25V29H73V31H75L76 27L79 25L80 21L84 17V10H86L90 7H93V6L87 5V4H79V5H69ZM135 7L149 9L150 15L143 17V19H152V18H155L158 15L159 11L166 6L162 5V4H158V3H150V4L136 5ZM19 264H24V262H19ZM242 264H252V262L246 261V262H242ZM261 264H264V260L261 261Z\"/></svg>",
	"mask_w": 264,
	"mask_h": 264
}]
</instances>
